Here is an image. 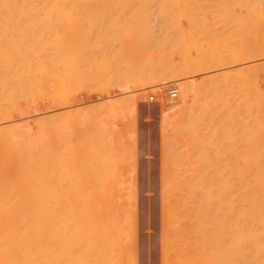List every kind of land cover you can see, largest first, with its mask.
<instances>
[{"label": "bare ground", "instance_id": "obj_1", "mask_svg": "<svg viewBox=\"0 0 264 264\" xmlns=\"http://www.w3.org/2000/svg\"><path fill=\"white\" fill-rule=\"evenodd\" d=\"M153 2L161 3V5L163 3V6L165 4L170 5V6H167L166 9H164L163 6H162L163 8L161 9V6H160L161 11L158 10L159 8L157 9L158 11H160V13L157 12V13H159L158 14L159 18L160 17H162L161 19L165 18L164 20L167 22L169 20H171V22L175 21V20H177V21L181 20L182 21L183 19H181V18L185 17L184 19H186V23L189 22V24L187 23L189 29H191V28L193 29V27L195 28L196 26H198L200 24L203 27V28H201L202 30L199 29L200 25L198 26V28L196 27L195 29H193L194 31L199 30L198 32L197 31L195 32L196 35L199 36V38H198L199 41H201V39H203V38L204 39H206V38L211 39V37L209 35L212 34L213 40L212 41L210 40V41L214 42V44H213L214 46H212L213 49L210 50L211 52L209 50H205L207 52H204V47L201 48L200 42L197 41V37L194 34V32L193 31H192L193 33L189 32V29H187L188 27L187 28L185 27L186 29L183 28V26H182L183 21H182V23L180 22L182 24V25L180 24L182 28H179L180 26L176 27L175 25L177 24V21H175L176 22V24H174L175 27L174 28L172 27L171 30H168V27H170V26H168V25L166 26V24H170V23H167V22L165 23V21L162 20L164 23H163V25H161L162 24V21H161L160 25L162 27V32H166V33H164V35L167 36V38H165V39L166 40L167 39L172 40V41H170L172 44L174 41V44L173 45L171 43L167 44L166 40L165 39H164L165 41L163 40L164 35L162 36L163 38H161V40H158L159 44H158V42H155L159 45V49L161 47H163L162 49L158 50L160 52L159 54L161 56L159 54H157V55H159L160 57L164 56L161 58V60L162 61L164 60V61L162 62L161 60L160 61L157 60L160 62V65H158L156 63L157 66L155 64L154 69H153L152 61H155V60H153L151 53L153 54L154 53L153 51L156 50L157 47L153 49L152 48V42L150 43L149 40L151 38L154 39V37L156 36V35H154V32H156V30L158 28L155 29V27H153L154 28V30H153L152 27H149V28H152V32L154 31L152 33L153 35L150 34V32H148L149 29H148L147 25L148 24H149V26L152 25L151 19L155 18V17H153L155 15V13H153L154 15L153 14L150 15L151 14L150 12H152L153 10L150 11L151 9L148 10L146 7L147 5L150 6V4ZM181 3H182V5H180ZM102 4H106V5L108 4V7H111V6H109V4L112 5V7L114 5L119 6L117 9L114 8V10H112L113 11L112 13L116 14L114 17L116 18L115 20L117 23L116 26L114 24H112V25H114V29L112 28L113 26L111 27L112 21L110 22V20H109L111 18L113 19V17H111V18L108 17L109 14L111 16L113 14H111V13L107 14L106 10H103L104 8H102V10H100L98 7H99V5L102 6ZM175 4H178L177 10L174 9L175 7L173 5H175ZM90 5H92V6L98 5V7H96L97 11H99L101 13H98L95 10H91L92 8H90L91 7ZM185 5H187V6L191 5L192 7L193 6H195V7L200 6V7L199 8L196 7V9H194L195 7L190 8V6H188V8H185L186 7ZM203 5L206 6V9H204V7H202ZM38 6H40V7L38 8ZM42 6H44V7L41 8ZM172 6H173V10H170V7L172 9ZM178 6H181V7L178 9ZM168 7H169V9H168ZM93 8L95 9V7H93ZM189 8H190V10H189ZM182 9H184V10L187 9V10L182 11ZM191 9H193V11L194 10H196V11H194V13H192ZM155 10H156V8H155ZM41 12H44V14H46V15L47 14L48 15L50 14V15L48 17H46V16H43L44 14ZM82 12H86L85 13L86 15L82 16V18L86 17L87 20H88V17L94 16L93 14H91L92 12L95 13V16L97 19L90 17L91 22H93V19H96V20L99 19V21H100V19L108 18V19H105L104 21L103 20L101 21V22H104L103 24H105V22H106L105 25L101 24L102 25V30H101L102 34H100V36L104 35L103 37H100L99 35L93 34L94 35V40H93V38L90 39L91 37L89 39H87L88 37H86L87 36L86 34H85L86 36L83 35L84 33H87L86 30L90 29V26H89V28L84 27L85 25H87L86 22H85V25H83L84 23H82V26H81V25H79L78 21L76 22L77 18L72 17L76 13L77 14L75 16L78 17V14L80 15V13H82ZM189 12H190V14H189ZM96 13H97V15H96ZM102 13L103 14L106 13L108 16H106V14H105L106 17H103ZM40 14H42L41 17H46L49 20L51 18V15L54 16L56 14L57 16L55 15L53 18V20L56 21V25L54 23H52V21H51L52 18H51L50 21L53 25L49 24V26L48 25L45 27L42 26V24H43L42 22H44V18H43V21L41 22L42 28L38 27V26H40V24L39 25L36 24L37 28H36V26L35 27L33 26L34 29L31 27L28 28V25L26 26V28L24 27L26 23L30 25V22H32L31 20L35 21L34 20L35 18L37 20L38 17H40ZM36 15H38V16L34 17ZM32 16L34 17L33 19H31ZM28 17H29L30 21L28 19L27 20L25 19ZM149 17H150V19L148 21ZM23 18H24V20L27 21L26 23L24 22V24L22 23V25H21V23H19L20 24V25L18 24L19 26L15 25L16 19H21L22 21H24ZM124 18L125 19L129 18V20L131 18V19H133L131 21H134L135 23L137 21L138 22L136 24H132L133 22H131V24L134 25V27H132L131 24H127L129 21L126 19V21H128V22H126ZM78 19H79V17H78ZM121 19H124V21H125L124 23L122 22L123 25L121 23ZM10 20H14V25L9 23ZM41 20H42V18H41ZM82 20L83 19H81V21ZM96 20H94L95 24H97ZM106 20H109L110 23L109 22L107 23ZM135 20H137V21H135ZM157 20H159V19H157ZM88 21H90V20H88ZM88 21H87V23H88ZM35 23H33V24H35ZM48 23H49V21H48ZM48 23L46 21V23H44V25H46ZM140 23L142 26H140ZM153 23H155V22H153ZM74 24H75V27L72 26ZM90 24H88V25H90ZM107 24H110L109 25L111 27L110 32L108 31V30H110V28L108 27ZM70 26H72L73 30L69 29V31L67 33L70 34V32H71V34L74 35V33L76 32L78 34L76 37H78L80 35L78 38H80L82 36L81 39H79L78 41H76V39L70 40V41H67L65 38L63 39V36L66 34L65 32L67 31L65 28L66 27L69 28ZM93 26H95V30H96V27L98 30L99 25H93ZM105 26H106V28H105ZM157 26H159V24ZM58 27L62 28L63 33L60 31L61 29H59ZM81 27H83V28H81ZM141 27H142V30H144L142 32L140 31ZM103 28L105 29L107 34H106V32L103 31ZM107 28H109V29H107ZM160 28L158 30L161 31ZM64 30H65V32H64ZM200 30L206 31V32L204 31L205 33L203 34L205 37L201 36V34L203 32H201L200 35L198 34L200 32ZM98 31L100 32V29ZM98 31H96L95 33H97ZM160 31H158V33H160ZM185 31L186 32L188 31L189 33H185ZM99 32H98V34H99ZM183 32L185 35L183 34ZM76 33H75V35H76ZM136 33L139 35L144 34L142 38L146 37L147 36L146 34L149 33L148 37L150 39L148 40V43L145 41L146 39H144V40L142 39V41H141L142 43L139 41L140 39L139 40L136 39L138 36V35L135 36ZM181 33L184 35V37H183V35L178 36V34H181ZM208 33H209V35L207 37L206 35ZM213 33H215V35H213ZM88 34H89L88 36L92 35L91 32L90 33L88 32ZM186 34H187V36H188V34H190V36L192 35V37L194 35L193 39L196 38L195 41H193L191 39L192 37H189V36L187 37ZM160 35L157 34V36H160ZM176 35L178 36V39L180 38V36L183 37L184 39L187 38V40L191 39L192 44H193V42H196L194 45L195 46L197 45L196 48H198V49L195 50L194 49L195 47L192 48L193 45L190 44L191 41L190 42L188 41L190 44V46H188V47H191V48H189L190 51H192V49H193V51L195 50L196 52H194V54H193L192 53L193 51L191 53L189 51L186 52V50H189V49H186L188 47L184 48L185 50L182 48V46H184V45L185 46L189 45V44H186V43H188L186 40L182 41V40H184L183 38H180V41L176 42V44L179 43V44H177L178 45L177 47H179V48L176 49L177 48L175 46L176 45L175 41L177 40ZM96 36L97 37L99 36L100 38H102L105 41H103L102 39L97 40L95 38ZM139 37L141 38V36H139ZM83 38L86 39L88 42L92 41V40L95 41V39H96V41H100L101 43L98 42L97 44H100V45L96 46V45H94V44H96V41L94 43L92 42L91 44H93L94 46L97 47L96 50H94L95 47L93 45H91L90 43L89 44L91 47H89V45L86 44L87 43L86 40H84V42H85V45H88L87 46L88 48L85 47L84 42H83ZM128 40L131 41L130 42L131 44L128 42ZM154 40H151V41H154ZM46 41H48V42H46ZM206 41H205V43H206ZM161 42H163V44L166 43L170 47L175 46L176 47V48L174 47V49H176V52L174 51L175 54L177 53V51L179 49L183 50L182 51L183 54L179 50V52H181L180 54H182L184 57V59L182 57V59L184 60L182 62L183 64L180 63V65L178 64V66H176L177 65L176 61H178V60H176V61L174 60L175 54L172 52V50H170L171 48L173 49V47L169 48L167 46L165 48L166 45L165 44L161 45L162 44ZM180 42H182V43H180ZM110 43H111V45L108 46V44H110ZM117 43H118V46H120L118 49L117 48H116V50L107 49V47L111 48L110 46L113 47L114 45H115L114 47H116ZM155 43H153V44H155ZM127 45H128V47H125ZM158 45H156V46H158ZM160 45H161V47H160ZM92 47H94V49ZM105 47L107 50L105 49ZM199 47L201 49H203L202 50L203 52L201 51V49ZM212 47L209 46V48H212ZM122 48L124 50H126V48H127V50H128V48H131V50H130L131 52L129 50L127 51V52H130L127 54L128 55L127 57H126V54L122 55V53H123ZM152 49H153V51H152ZM166 49H168L167 52L165 51ZM79 50H81V51H79ZM88 51H91V52L94 51L93 52L94 54L96 51V53H98L97 56L98 55L100 56V59L98 58L99 60L97 59L96 55H95L96 57H94L93 56L94 54L92 55V53L91 52L90 53H91L92 57L96 58L99 62H100V60L103 62L106 60H107V62L111 61L110 60L111 58L107 57V55L108 56L110 55V53L108 54V51H110L112 53V55L114 54V57H112V55H110L112 57V59H114V60H112V63H111L112 65H110V63H107V62H106L107 65L105 63H104L105 65H104L103 62L101 64L97 63V65H95L93 63L94 62V59H93L92 60L93 64L90 63V67L88 69L89 64L87 63V61L88 62L90 61V59H89L90 57L88 56V53H89ZM117 51L118 52L122 51V52H120L118 54ZM165 52L166 53L169 52L168 53L169 55L165 54ZM170 52H172V53H170ZM106 53H107V55H106ZM261 55L264 56V0H0V264H124V261H125L124 257L126 255L130 254V252H128V251L131 250L129 248H132V247H129V246H131V243H132V242H130L131 239L133 240V243L135 242L134 238H133L135 235V233H133L134 229L132 228L133 231H131V227H132L131 226L132 225L131 224V217H133V220H132L133 224L136 225L134 223L133 213L135 214V210H137V209L133 208L132 210H134V211L131 212L130 211L131 208H130V210H128V208H126L129 204L123 203L125 201V198H123V197L126 196V195L124 196V194L127 193V192H123L124 190H126L125 188H124V190L122 189L123 191H120V192H123L122 194H119V193H117V191H115V190H117L115 185L118 184L115 180V179H117V177L114 178V181L112 178V180H110L112 182H110L108 180V183L107 182L104 183L103 181H101L99 179L101 182H103L102 184L100 183V186L102 185L101 188L99 187V185H97L99 182L98 183L96 182L97 184L94 183V181L96 179L93 182L91 179H90L91 182H90V180L85 181L86 179L84 181L81 179L75 180V181L74 180L73 181H65V180L63 181L61 179V177H59L61 180L60 179L58 180L56 178L58 175H55L56 174L55 172H57V170L55 171L56 158H57L56 157V151L57 150H55V148H56L55 143L58 139L56 140V137H55V134H57V133H55V127H54L53 122L52 121L48 122L50 120V118L48 119V121L46 120L49 117V115H47L48 117L46 119L43 116H40L43 118L38 119L39 120L38 124H40V125L36 126L37 127L36 130L34 128L30 127V125H28L29 124V122H28L29 118L23 119V123H14L11 121L10 118H12L11 115L13 112H15V110L20 112V114L22 112L26 113L29 108L31 109L34 101H36V99L41 98L43 96H45L43 99L48 98L49 99L48 101H51L54 104L53 105V106H55L54 108H56L57 105H61V107L65 106L66 104L62 105V103L57 104V102H55L58 100L56 98V96H57L56 94L59 93V96H62V94H64V92H67V91H64L63 88L64 87L66 88L69 85V89H70L71 88L70 86L74 85V84L71 85V82L73 81V78L75 76H77L79 78L83 77L84 80L92 77V79L100 81L99 82L100 84L96 83L95 88H97V84L99 86L101 84H102L101 86H103V84H104L105 86H107V88H105V89H108V90H109L108 87H110L111 85H114V84L118 85L119 87L120 86L123 87L124 85L127 86L128 83L130 85V82H132L131 81L132 78L130 77V75L133 76V73L135 75V73H142L143 72V70H142V72H138L139 70L134 68L135 70H137V72H135V70L132 67L134 65H137V64H142V62H144V65H146V64L148 65V67L145 66V68H149V72L151 70V74L148 75V77H147V79H149V78L151 79V81H150V79L148 80L149 82L154 81V80H152V78H153L152 76H154V75H156L155 76L156 78L154 77L155 79H157L158 75H159L160 80L162 78L163 81L167 82L170 79V76H167V75H171L173 77V79L180 77V75H181V78H183L182 75H184V74L185 75L186 74L187 75L188 74H194L195 72L198 74L199 71L201 74V71L202 70L204 71L205 69H207L210 73L212 70L210 68H217V69L213 70L214 72L212 71V73H214L213 75H211V74L209 75V73L206 72L208 74V76L202 77V80L200 79L201 82H198L200 80L188 81V82H186L187 80L184 81V83L181 85V89L187 87V90L184 89L186 92H184L185 94L183 93V95H186L187 91H188V93H187L188 95L190 94V92H193L194 93L193 96L194 97L196 96L197 100H200V103H198V104L201 105V102H202V105H201L202 109L199 107V110H200V112L202 110L203 111L205 110V113L207 114V115H205V113H203V116L201 115L203 118H205V116H206V120H207V116L212 117V114H213V117L211 118L212 121L213 120L216 121L217 118H218V121L221 120V122H219L218 124L223 125L222 126L223 128L217 124L218 121L216 122L217 126L215 125V122L213 123V122H211V120L207 121L209 124L212 123L211 126H213V124L215 125V126H213L214 128L211 127V129H210V130H212V128H213L212 134L210 133V131L208 134L209 136L211 134L210 138L213 137L212 140L214 139L216 134H219L218 133L219 131L217 133L214 132L217 129V127L218 128L221 127L222 129H225V128H227V126H230V127H228V129L232 128V132H230V129L229 130L225 129L227 131H225V130L220 131L222 134H223V132L225 133V135L223 134L224 137L223 136L222 137L225 139L227 138V141L229 138L227 135H229L230 133L231 134L233 133V136L231 134L229 136L230 137L232 136L231 140L233 139L234 142L233 141L231 142V140L229 138V141L231 142L230 146H228V148L226 146V149H228V150L230 148L232 149V151H231V149H230V151H228V154L230 152L232 153V154H229L232 156V157L229 156L232 159L229 158V160H228L225 157L228 161L232 160L231 163L228 162L231 166L229 164L225 163V166H226L225 168L226 169L230 168L229 169L230 172L228 171V174L226 173L227 176L224 177V178L227 177L226 180H228L230 178L228 180V181H230L228 184V186H230V188H229V191H227L228 189L226 190V192H229V193L227 195V193L225 192L226 196H225V194H223V192L225 191V189L223 187L227 185L226 182H228V181H225V179H222V176H224L225 175L224 173L227 171L225 170V172H224V169H223L224 163L223 162H221V164L223 163L222 164L223 167H221V165L219 166V164H218V166L220 168H222V170H223V171H221L223 173L222 174L220 173L222 175L221 179L225 181V184L223 183V185H224L223 187H221V185H220L221 189L222 188L224 189V191L220 192L221 193L220 196L221 197L225 196V198L227 196L228 197H227V199H225V198L222 199L225 202V205L221 204V202H222L221 200L217 201V199H219V197L216 198V201L218 202V203L217 202L216 203L219 205V207L221 206L220 208L225 209L224 212L227 210L226 211L227 217H226V215H225V217L227 218L228 222L226 220L225 221L227 223H229V221H230L229 225H227L228 228L230 226V229H228L229 230L228 234H230L229 235V241H228V238L226 237V234H224V236H223V237L227 238L226 241L229 242V244L225 242L226 248L222 246L223 247L222 249H227V251L226 250L222 251L221 246H219L221 249L220 251H222V252L226 251V253L228 255L224 254V256H226V257L228 256V259L225 257L224 260L221 259V262H219V261L218 262L224 263V261H225V264H264V59L263 58L261 59ZM167 56H172L171 57L172 59L170 57L166 58ZM255 56H259L261 60L253 59V57H255ZM75 57H76V59H74ZM105 57L107 59H105ZM159 58H157V59H159ZM75 60L77 61L76 66L74 65L76 62H74V64H73V61H75ZM113 62L114 63L116 62L119 65L117 66L116 63L113 64ZM86 63H87V66H85ZM72 64L74 66H72ZM120 64H121V66H120ZM174 64H176V65H174ZM92 65H95L97 67L95 68ZM122 65H124V67ZM226 65H227V67L230 65L231 67H229V68L230 69L232 68V70L229 71V69H228V72L227 71L221 72L220 68H224V67H226ZM130 66H132V67H130ZM149 66H151L152 68ZM83 67H84V69H83ZM141 69L142 68H140V70ZM219 69H220L221 73H217V72H219ZM130 70H132L134 72H132ZM153 70H154V72H152ZM162 73L166 75L165 77H167V78L169 77V78L167 79L165 77L160 76V74H162ZM89 75H91V76H89ZM77 77H75L76 80H77ZM137 77H140V76H137ZM140 78H143V77H140ZM136 79L138 80V78H136ZM177 80H179V79H177ZM83 81H82V83H83ZM139 81L138 82L136 81L137 82L136 84L141 83V81L140 82ZM77 82H73V83L76 84ZM85 82L87 83V81H85ZM133 83H134V81H133ZM64 84H65V86H64ZM141 84H143V83H141ZM85 85H87V87H88L90 84H85ZM170 85H171V83H170ZM184 85H185V87H184ZM58 86H61V87L64 86L61 88L62 94H60L61 92L57 91V90H60V87H58ZM99 86H98V89L103 88V87H99ZM73 87H72V89H73ZM78 87H80V86H78ZM85 87L86 86L83 87V90ZM92 87L89 90H91L92 92H96V89L94 91V86H92ZM115 87H117V86H115ZM119 87H117V89L122 90L124 88V87L123 88H119ZM133 87H134V85H133ZM57 88H59V89H57ZM88 88H85L86 92H87ZM111 88H112V86H111ZM66 90H68V88H66ZM108 90H106V91H108ZM71 91H73V90H71ZM91 91H89V92H91ZM101 91H102V89H101ZM106 91L103 90L102 93L103 92L106 93ZM56 92H58V93H56ZM69 93L70 92H68V95H71ZM108 93H110V92H108ZM136 93H138V92H136ZM180 93H182V92H180ZM140 95H141V93H140ZM183 95H182V97L185 98L186 96H183ZM69 97L71 99L73 98L71 96H69ZM133 97H135V94L133 95ZM20 98H21V100L24 99L23 104L19 103L18 100ZM186 98L184 99V101L187 100ZM188 98H189V96H188ZM60 99H61V97H60ZM131 99H133V98H131ZM135 100H136V98H135ZM135 100L133 99V101H135ZM40 101H42V100H40ZM104 101H106V100H104ZM114 101H116V100H114ZM121 101H123V100H121ZM128 101H129V99H128ZM51 102H50V104H51ZM60 102H63V100H61ZM64 102H67V104H68L67 99H66V101L64 100ZM217 102L223 103L225 108L221 107L222 109H220V106H223V104L220 105V103H219L218 105H216ZM106 103H107V101H106ZM134 103L136 104V102H134ZM37 104H38V102H37ZM95 104H98V103H95ZM95 104H91V105L95 107ZM101 104H103V102H101ZM209 104L211 106V110L209 109L210 108ZM106 106L108 108V104ZM213 106H214V108H212ZM217 106L219 107L220 111L223 112V114H224V110L225 109L227 110V111L225 110L226 111L225 114L227 113L226 116L222 115L220 112H218L219 109L216 110ZM129 107L131 108L132 106H129ZM39 108H40V106H39ZM54 108L52 110H55ZM59 108H60V106H59ZM121 108H123V107H121ZM35 109H34V111H35ZM97 109H98V107L96 108V110ZM99 109H100V107H99ZM212 109H215L216 111L213 110V113H212ZM70 110L71 109H69V111ZM101 110H103V109H101ZM199 110L193 111L194 113L198 112V113H195V114H197V116H196L197 118H199V116L201 114V113H199ZM207 110H209L210 112H208ZM29 111H31V110H29ZM66 111H64V112H66ZM72 111H73V109H72ZM72 111H70V112H72ZM111 111H112V109H111ZM121 111H123V110H121ZM135 111H136V109H135ZM214 111H215L216 115H217L216 112H218V113H220L219 115H221V117L223 116L226 118H220L219 116L215 117L216 115H214ZM51 112H53V111H51ZM61 112L62 111H60L58 113L60 114ZM64 112H62V113H64ZM62 113H61V115H62ZM100 113H101V111H100ZM54 114L56 115L57 113H54ZM54 114H52V115L55 116ZM68 114L69 113L67 112V115L66 114L65 115L68 116ZM108 114H109V112H108ZM208 114H211V115H208ZM228 114H229V117H228L229 120L227 119ZM24 115L21 114L22 117ZM65 115L63 117H65ZM69 115H72V114L70 113ZM91 115H92V113H91ZM132 115L135 116L134 114H132ZM192 115L194 118L195 115L194 114H192ZM28 116H30V115H27V117ZM58 116L59 115H57V120H56L57 124L60 122V121H58V119L62 118L61 116H60L61 118L60 117L58 118ZM50 117H51V115H50ZM196 117L194 120L195 123H193L194 121H192V118L190 119V121H192V122L188 121V123H191V124L193 123L195 125L196 122L199 121V119L197 120ZM34 118H36V117H34ZM213 118H215V119H213ZM13 119H14V117H13ZM63 119H66V117ZM75 119H71L75 122L69 120L70 123H73V125H74L77 123L76 121L80 122L79 120H75ZM107 119H109V118H107ZM115 119H118V118H115ZM225 119H227L228 121ZM87 120H89V119H87ZM103 120L105 121V119H103ZM222 120H225V124H227V122H228V124L231 122L232 123L229 125L227 124V126H226V125H224V121H222ZM201 121L202 120L200 119V122ZM20 122H22V121H20ZM39 122H41V123H39ZM174 123H176V122H174ZM112 124H114V123H112ZM192 125H189L190 130L192 129V131L194 132L196 129L193 130ZM200 125H201V123H200ZM94 126L96 127V125H94ZM94 126H92V127H94ZM176 126H177V124H176ZM224 126H226V127H224ZM231 126H233V127H231ZM56 127H57V125H56ZM193 127L198 128V126H193ZM204 127H206V129H208L207 125ZM74 128H75V130L77 129V127H74ZM221 128H219L217 130H221ZM88 130H84V131H88ZM113 130H115V129H113ZM199 130H202L201 127ZM84 131L83 132L81 131V133H79V134L83 135ZM132 131H133V129H132ZM132 131H130V132H132ZM201 132H203V131H201ZM201 132L199 134L200 136H201ZM206 132H208V130ZM226 132H228L229 134H227ZM74 133H75V131H74ZM77 135H78V133H77ZM84 135H86V134H84ZM90 135H92V134L89 133L88 136H90ZM96 135L94 134L93 136L96 137ZM180 135H181V132H180ZM225 136H227V137H225ZM61 137H62V139H64L63 136H61ZM72 137L74 138V136H72ZM203 137H204V134H203ZM218 137H219V135H218ZM222 137H220V138L223 140ZM81 138H82V136H81ZM207 138L205 137V139H207ZM85 139H87V138H85ZM194 140L195 139H193V141ZM76 141L79 142L78 139ZM207 141H203V142H207ZM214 141H216L215 142L216 144H217V142H219L222 145V142H220V140H218V138H215ZM208 142H207V144H208ZM228 142L224 141V144H226ZM81 143L83 144L84 142H81ZM170 143H173V142H170ZM232 143H234V145ZM86 144H87V142H86ZM90 144H88L87 146H89ZM98 144L99 143H97L96 145H98ZM118 144H119V142H118ZM207 144H206V146H205V144H203L202 145L203 147L200 146L201 149L197 148L198 153L201 155L202 158H200L199 154L195 151L197 153L196 154L197 158L199 157V159H200V160L198 159V161H197L199 163L195 164L199 169L201 167V166L199 167V164L200 165L202 164V167H204L205 165H207V164H205L208 161L207 159H209V160L211 159V158H207V157L203 158V156H202V151L205 152L204 150H206V148L210 147L209 146L210 143H209V145H207ZM91 145H90V148H91ZM103 145H104V143H103ZM169 145H166V146H169ZM219 145L220 144H217L216 146H218V148L219 147L221 148L222 146H219ZM67 146H69V144ZM74 146H75V144H74ZM76 146H78V145L76 144ZM107 146H108V144H107ZM114 146H115V143H114ZM114 146H113V148H114ZM186 146H188V145H186ZM81 147H83V145ZM169 147H171V146H169ZM211 147L213 148V144ZM72 148H74V147H72ZM202 148H205V149H202ZM76 149L78 150V152L76 150H74V152L76 151L77 152L76 154L79 153L78 156L82 155V153L80 154V152H82L81 151L82 149L80 150V152H79L78 148H76ZM86 149H88V148L86 147ZM106 149L107 148H105V150ZM135 149H137V148H135ZM214 149H217V148H214ZM68 150H70V148ZM68 150L65 149V151H68ZM199 150L200 151L202 150V151L199 152ZM83 151L85 152L86 150H83ZM118 151H116V152H118ZM225 151H224V154L226 153ZM71 152H72L71 154H73V151H71ZM112 152H113V150H112ZM222 152H223V150H222ZM207 153H208V151L206 153H203V154L206 155ZM211 153H212V151H211ZM211 153H209V154H211ZM99 154L100 153H98V155ZM192 154H194V152ZM209 154H207V155H209ZM117 155H118V153H117ZM120 156L122 157V155H120ZM124 156H125V154H124ZM215 156H217V155H215ZM59 157H60V155L58 154V159H59ZM81 157L85 158L86 156H80L79 158H81ZM116 157L117 156H115V158ZM121 157H120V159L123 160L124 157L123 158H121ZM209 157H210V155H209ZM219 157H221V156H219ZM90 159H91V157H90ZM202 159L207 160L204 163L205 165L203 164L204 161ZM59 160H61V159H59ZM122 160H121V162L118 160L120 162V164L123 162ZM141 160H142V158H141ZM193 160H196V156L194 157ZM220 160H221V158H220ZM88 161H89V157H88ZM84 162H86V161H84ZM124 162H126V161H124ZM200 162H202V163H200ZM210 162H211V160H210ZM212 162H214V161H212ZM216 162L219 163V161H216ZM224 162H227V161L224 160ZM81 163H83V162H81ZM103 163H105V162H103ZM165 163H167V162H165ZM70 164H72V162ZM108 164H111V163H108ZM181 164H183V163H181ZM188 164H189V162H188ZM211 164H213V163H211ZM67 165H66V167H67ZM118 165H119V163H118ZM118 165H116L115 167H117V171L119 172L120 170H118L119 169ZM123 165H124V163H123ZM191 165L190 166L193 168V164H191ZM195 165H194V167H195ZM208 165H209V167H211L210 164H208ZM208 165H207V167H208ZM227 165H229V167H227ZM63 166H65V165H63ZM75 166H76V164H75ZM119 166H121V165H119ZM216 166H217V164H216ZM68 167H69V165H68ZM86 167H88V166H86ZM113 167H114V165H113ZM134 167H136V166L134 165ZM163 167H165V166H163ZM197 167H195V168H197ZM207 167H204L205 168V169H203V170H205L204 172L202 171V168L200 169L199 172H197L199 169L193 168L194 173L196 172L197 175L199 173L198 176L201 177V173H203V175H206V176L202 175V178L199 177L200 181H198V176H197V180H196V178L193 179L194 180L193 185L195 186V188L197 190L194 189V187H193V189L198 191L199 192L198 194H200L201 196L195 194L194 192H196V191H192L193 189L190 185L191 182H186L185 185H183V187H186V190L188 189V187H190L189 188L190 191H189V189L186 191V190H184L185 188L181 187L182 193L180 191L177 192L178 195L179 194L182 195L184 192V194L182 195V198L186 197L185 199H187V200H185V202L182 201V199H181V201L184 202V206L185 205L188 206L189 202H191V204H192V202L194 203V201H192V200L198 198L197 199L198 203L196 205L197 207L194 206V204H196V203H194L192 205V207L193 206L195 207L194 211L196 210L195 212L197 213V214H194V217L197 216L196 217L197 219L196 220L194 219V222H196V221L198 222V224L197 223L196 224L199 226L195 227V229H197L195 231H198V232H196V234H192V233L190 234L187 231V233H188V236H192V237L194 235L198 236V233L201 235L200 237L203 238L201 240V242L199 241L201 239L199 237L197 238L198 240H196V239L195 240H196V247L200 248V250L197 251V253L199 252V254H197V255L199 256L201 254V252H203V253L200 257L201 260H199V257H197V255H195L196 257L194 256V258L192 259L190 257L191 256L190 253H188L189 257H190L188 260L190 262H192V260H194V263L192 262L193 264H198L200 262H201L200 264H203V260H204L203 258L206 256V251L204 249L206 248L205 246L208 245V244L206 245L208 236L205 239L206 234H203V233H207V232H205V230L208 228V226H210V225L207 226L206 223L209 224V221H211V220H209L208 218L211 219V217H212V216L210 217V215H212V213L208 214L211 211V210L208 211V208L211 207L210 202H211V199L213 196V194H212L213 191H211V188L208 186L210 184L209 182L204 183V181H207L206 180L207 178H205V180H204L203 177H209V175L207 176L206 172L208 171V169L211 170L209 167H208V169H206ZM168 168H166L165 170H167ZM74 169L76 170L77 168H74ZM74 169H72V170H74ZM105 169H106V167H105ZM115 169H113V170H115ZM187 169H189V167ZM216 169H217V167H216ZM216 169H215V171H217ZM180 170L181 169H179V171ZM171 171L172 170H170V172ZM212 171L214 172V169H212ZM59 172H60V170H59ZM61 172L59 173L60 175H61ZM69 172L71 173V170ZM90 172L93 173L91 170H90ZM98 172H99V170H98ZM108 172L106 171L107 174H108ZM133 172H135V171H133ZM174 172H175V170H174ZM63 173H65V172H63ZM72 173H73V171H72ZM211 173L212 172H210V175H212ZM57 174H58V172H57ZM112 174H114V173H112ZM120 174H121V171H120ZM166 174L168 175V171H167V173H165V175ZM172 174H174V173H172ZM172 174H170V175H172ZM115 175H117V173ZM192 175H194V174H192ZM213 175L215 176V174H213ZM84 176H86V175L84 174ZM109 176H110V174H109ZM95 177H97V175ZM170 178H173V177H170ZM72 179H73V177H72ZM119 179H121V178H119ZM164 179H162V180L165 181ZM167 179H168V177H167ZM211 179H209V181ZM214 179H215V177H214ZM183 180H185V178H183ZM183 180H181V181H183ZM215 180H217V179H215ZM140 181H141V179H140ZM170 181L167 184H169ZM118 182H120V180ZM123 182H125V180ZM127 182L132 183L129 181H127ZM174 182H175V180H174ZM218 182H219V180H218ZM182 183L180 181H178V184H182ZM212 183L213 182H211V184ZM187 184H188V186H187ZM205 184H207V186ZM132 185L133 184L130 185L131 186L130 189H132ZM175 185L176 184H174V186H173L174 188H175ZM142 186H144V185H142ZM152 186H154V184ZM125 187H127V186H125ZM217 187H216V189H217ZM226 188H228V187H226ZM156 189H158V188H156ZM167 189L165 187L166 193L169 192L171 194L170 190L167 191ZM179 189H180V187H179ZM179 189L177 188V190H179ZM100 190H101V192H100ZM111 190H114L113 191L114 196L112 195L113 193L111 192ZM152 190H153V188H152ZM145 191H146V189H145ZM147 191H149V190H147ZM159 191H160V189H159ZM185 191L186 192L189 191V193L192 192L191 198L184 196V195L190 196L189 193H185ZM214 191H215V189H214ZM130 192L133 193L132 191H130ZM157 192H158V190H157ZM115 193H116V195L119 194V195H117V196H119V198L121 195L123 196L122 198L124 201H122L121 203L124 205H122L120 203V200L117 196H115ZM215 193L217 194V191ZM132 195H134V194H132ZM175 195H177V194H175ZM193 195L196 197L192 198ZM128 196L130 198H128ZM145 196H147V195H145ZM145 196L143 195V197H145ZM131 197L132 196L127 195V198L129 200L131 199ZM166 197L169 198V195ZM156 198L154 199V201L157 200ZM160 198H158V199H160ZM168 198H167V200H168ZM178 198H180V196ZM188 198L192 199V200L189 201ZM128 199L125 202H128ZM173 199H175L177 201V205L175 204L176 202L174 201V206L176 205V208H177V206H180L179 204H181L180 203L181 201L177 200L176 198H173ZM173 199H171V200H173ZM164 200H163V204H165ZM169 202L166 203V205L167 204L169 205ZM186 202H187V204H185ZM224 202H222V203H224ZM226 202H227V205H226ZM145 203H146V201H145ZM134 204H135V202H134ZM153 204L155 206L158 205L155 203H153ZM131 205L132 204H130V206ZM218 205H217V207H218ZM174 206H169V210H170V207H171V209H174V210H172L174 212H172L170 210L169 213H171V214L168 213L169 214L168 216L171 218L170 219L168 217L170 219L169 222H171V220H172L171 215L173 213H175L172 215L173 217L176 214H178V216H179V214L181 213L180 210L183 211V208H184V211L187 210L182 205L183 207L180 210H179V208H177V211L179 210L177 213L175 211ZM132 207H135V205ZM146 208L147 207H145V210L143 209V211L146 212ZM226 208H228V209H226ZM209 209H211V208H209ZM220 210H222V209H220ZM129 211L131 212L132 216L129 215ZM188 211H190V210H188ZM142 213H141V215H142ZM165 214H166V212H165ZM187 214L189 216V213H186L183 215H187ZM152 216L154 217V215H152ZM152 216H151V218H152ZM160 216L158 215V217H160ZM223 216L224 215L222 214V216H220V218H223ZM145 217H146V213H145ZM163 217L165 218V216H163ZM216 217H218V216H216ZM184 218H185V216H184ZM191 218L193 220V216ZM175 219L177 220V216ZM179 219H180V217H179ZM158 220H159V218H158ZM186 220H189V222H190V219H186ZM216 220H217V218H216ZM144 221L146 222V219H144ZM152 222H154V221H152ZM179 222H180V220H179ZM182 222H185V221H183V219H182L181 223ZM155 223H157V221ZM192 223H193V221H192ZM165 224H163V225H165ZM221 224H223V223H221ZM180 225H182V224H180ZM218 225H220V224H218ZM156 226H158V225H156ZM179 228H180L179 230H178V227L176 229L178 231V234H179V231H182L181 227H179ZM215 228L218 229L217 227H215ZM163 229H165V228H163ZM169 229L171 230L173 228L169 227L168 230ZM209 229H211V228H209ZM209 229H208L209 233L211 232V230L213 232V229H211L210 231H209ZM185 231L186 230L184 229V233H185ZM191 231H193V230H191ZM153 232H155V231H153ZM221 233H225L224 230ZM170 234L169 235L166 234V235H168L167 236L168 238H169ZM182 234H183V232H182ZM212 234H215V233L213 232ZM132 235H133V237H132ZM156 235L157 234H155V239H156L155 241L157 242ZM185 235L182 237H179V238L185 240L188 237L187 236L186 238H183V237H185ZM216 235H217V232H216ZM219 235H220V233H219ZM147 236H148V234H147ZM209 236H211V235L209 234ZM144 238H146V237H144ZM189 238L190 239L187 238L188 240L187 239L185 240L187 242L186 243L187 246H188V243L190 246V244L195 242L194 240H193V242L191 241L193 238L192 239H191V237H189ZM218 238L220 239V237H218ZM138 239H139V237H138ZM204 239L206 242H203ZM215 239H217V238H215ZM169 240H171V239H169ZM152 241H154V240H152ZM171 241H173V240H171ZM198 241L202 244L201 247H199L200 243H198ZM215 241L217 242L218 240H215ZM127 242H130V244L128 243L129 246H128ZM154 242H152V244ZM164 242H166V241H164ZM167 242H168V240H167ZM182 242H183V240H182ZM173 243H175V242H173ZM223 243H224V239H223ZM123 244H126L127 247L125 245L123 246ZM157 244H159V243H157ZM213 244H214V242L212 243V245ZM181 245H183V244H181ZM185 245H184V247L187 249V246H185ZM219 245H221V244L219 243ZM222 245H224V244H222ZM151 246H154V245H151ZM178 246H179V244H178ZM194 246H195V244H194ZM215 246H216V243H215ZM164 247H165V245H164ZM213 247H214V245H213ZM213 247H211V248H213ZM159 248H160V246H159ZM171 248H170V250H169V248H167L168 252L171 251ZM190 248H193V246H190L188 249H190ZM207 248L209 249L208 246H207ZM193 249L192 250L190 249L191 253L196 254V251L193 252ZM217 249H218L217 247H216V249L213 248L214 252ZM177 250H178V248H177ZM124 251L126 253L127 252L128 253L126 254ZM135 251L136 250H131V253H133L132 255H134ZM178 251L180 252V250H178ZM183 251L185 253L187 252V251H185V249ZM183 251H181L180 253L178 252V253L181 254ZM175 252H172V253H175ZM123 254L124 255L126 254V255L123 256ZM143 254H146V253L143 252ZM207 254H209V253H207ZM132 255H128V256L132 257ZM165 255H166V253H165ZM210 255L212 256L211 253L209 254V256ZM217 255H219V254H217ZM222 255H221V257H222ZM140 256H142V255H140ZM180 257L182 258V260H184L183 262L185 263L186 260L183 258L184 256L181 255ZM192 257H193V255H192ZM133 258H135V257H133ZM211 258H213V257H211ZM214 258H215V256H214ZM190 259H192V260H190ZM198 260L200 262H197ZM128 261H130V259L128 258V260H127V258H126V261H125L126 264H129V263H127ZM135 261H134V263H135ZM207 261H208V258H207ZM207 261L205 260L204 264H206ZM175 262H176V260H175ZM195 262H197V263H195ZM130 264H133V263L131 262Z\"/></svg>", "mask_w": 264, "mask_h": 264}, {"label": "rangeland", "instance_id": "obj_2", "mask_svg": "<svg viewBox=\"0 0 264 264\" xmlns=\"http://www.w3.org/2000/svg\"><path fill=\"white\" fill-rule=\"evenodd\" d=\"M106 4H102V6L101 5H99V7H98V5H90L91 7L90 8H92L91 10H95L96 12H98V13H101V12H99V11H97V8L96 7H98L100 10H102V8H104L103 10H106V12H107V14L108 13H111V14H113L112 16L109 14V16L106 14V13H102V15H103V17H106V16H108V17H113V19L111 18V19H109L110 20V22H111V27L114 29V25L116 26L117 25V23H116V18L114 17L116 14H114V13H112L113 11L112 10H114V8L115 9H117L119 6H113L112 7V5H110L109 4V6H111V7H108V4L105 6ZM166 5V6H165ZM164 6H163V3H162V5H161V3H155V2H153V3H151L150 4V6L149 5H147L146 7H147V9L148 10H150V11H152V12H150L151 14L150 15H152L153 13H155V15L153 16V17H155V18H153V19H151V24L152 25H150L149 26V22L147 23L148 25H147V27H148V29H149V31L148 32H150V34H152L153 32H152V28L153 27H155V29L156 28H160L161 27V25H163V21H165L164 19H161L162 17H160L159 18V13H160V11H161V9L164 7V9H166V7L167 6H170V5H167V4H165ZM177 5L178 4H175V5H173L175 8V10H177ZM180 5H182V3L180 4ZM160 6H161V9H160ZM163 6V7H162ZM173 6H172V9H171V7H170V10H173ZM186 7L185 8H188V6H190V8H193V7H195V6H191V5H185ZM40 6H38V8H39ZM44 6H42L41 8H43ZM93 7H95V9L93 8ZM181 6H178V9L180 8ZM197 7V6H196ZM196 7L194 8V9H196ZM200 7V6H199ZM199 7H197V8H199ZM202 7H204V9H206V6H202ZM88 8V7H87ZM106 8V9H105ZM113 8V9H112ZM155 8H156V10H155ZM159 8V9H158ZM183 8V7H182ZM190 8H189V10H190ZM160 10V11H158V10ZM168 9H169V7H168ZM202 9V8H201ZM200 9V10H201ZM187 9H182V11H186ZM198 10V9H197ZM191 11H192V13H194V11H196V10H194L193 11V9H191ZM157 12H159V13H157ZM41 13H43L44 14V12H41ZM83 13V14H82ZM82 13H80V15L78 14V17H79V19H78V17L77 16H75V15H73L72 17L74 18H77L76 19V22L78 21V23H79V25H81L82 26V23H84L83 25H85V22H86V24L88 25V24H90V25H85L84 27H88L89 28V26H90V29H88V30H86V32L87 33H84L83 35L84 36H86V37H88L87 39H89L90 37V39H92L93 38V40H94V35L93 34H96V35H99L100 36V34H102V25H105L106 24V22H105V24H103L104 22H101L102 20L104 21L105 19H108V18H103V19H100V21H99V19L98 20H96L97 18H96V16H95V13L94 12H92L91 14H93L94 16L93 17H91V18H96V19H93V22H91V19H90V17H88V20H90V21H88L87 19H86V17H83L82 18V16H84V15H86L85 13L86 12H82ZM73 14V13H72ZM71 14V15H72ZM90 14V13H89ZM105 14H106V16H105ZM157 14V15H156ZM189 14H190V12H189ZM39 15V14H38ZM38 15H36V16H34V17H37ZM50 15V14H49ZM48 14L46 15V14H44L43 16H46V17H48L49 16ZM56 15V14H55ZM54 15V16H55ZM96 15H97V13H96ZM42 16V14H40V17ZM54 16L53 15H51V18H52V20H51V18H50V20L52 21V23H54L55 25H56V21H54L53 20V18H54ZM57 16V15H56ZM81 16V17H80ZM33 16H32V18L31 19H33L34 18ZM40 17H38V19L36 20V18L34 19L35 21H33V20H31L33 23H35V24H33L32 22H30V25L29 24H27L26 22V20L28 19L29 21H30V19H29V17L28 18H25L26 20H24V18H23V20L24 21H22L21 19H16V24L15 25H18L19 23H21V25H22V23L24 24V22L26 23L25 24V28H26V26L28 25V28H33L34 29V27L36 26V24L37 25H39L40 24V26H38V27H40V28H42V26H49V24L50 25H53L52 23H51V21L49 20V19H47L46 17H41L42 18V20H41V18ZM158 17V18H157ZM43 18H44V22H42L43 21ZM83 19L82 21H81V19ZM102 18V17H101ZM152 18V17H151ZM185 18V17H184ZM184 18H181V19H183L182 21H183V23H182V21L181 20H175V21H177V24H176V22L175 21H172L171 22V20H169L168 22L167 21H165V23L167 22V23H170V24H166V26L168 25V26H170V27H168V30H171L172 29V27L174 28L175 26L176 27H178V26H180L179 28H182L181 27V25L183 26V28H187L188 27V24H189V22H187L186 23V19H184ZM47 19V20H46ZM85 19V20H84ZM125 19V18H124ZM124 19H121V23L123 22H125L126 21V19H125V21H124ZM149 19H150V17L148 18V21H149ZM157 19H161L160 21L159 20H157ZM15 20V19H14ZM14 20H10V22L9 23H11L12 25H14ZM22 22H21V21ZM88 21V23H87V21ZM94 20H96V23L97 24H95L94 23ZM109 20H106L107 21V23L109 22ZM128 21H126V22H128L127 24H131V22H133L132 24H136L138 21L137 20H135V21H137L136 23L134 22V21H131V20H133V19H131L130 18V20H129V18L127 19ZM156 20V21H155ZM163 20V21H162ZM12 21V22H11ZM46 21H47V23H48V21H49V23L48 24H46V25H44V23H46ZM161 21H162V24H161ZM41 22L43 23L42 24V26H41ZM75 22V23H76ZM90 22V23H89ZM109 22V23H110ZM116 24H115V23ZM120 22V21H119ZM145 22V21H144ZM143 22V23H144ZM147 22V21H146ZM153 22H155V23H153ZM157 22V23H156ZM175 22V23H174ZM182 24H181V23ZM8 23V22H7ZM77 23V24H78ZM120 23V24H121ZM123 23H122V25H123ZM179 23V24H178ZM102 24V25H101ZM112 24H114V25H112ZM119 24V23H118ZM126 24V23H125ZM131 24V26L132 27H134V25H132ZM159 24V26H157ZM161 24V25H160ZM174 24H176L175 26H174ZM181 24V25H180ZM20 25V24H19ZM18 25V26H19ZM93 25H99L98 26V30L100 29V32L97 30V27H96V30H95V26H93ZM108 25V27L110 28V30H108L109 32L111 31V27L109 26L110 24H107ZM139 25V24H138ZM200 25V24H199ZM198 25V26H199ZM34 26V27H33ZM73 27H75V24L74 25H72ZM72 26H70L69 28L68 27H66L65 29L67 30L66 32H65V30H64V32L67 34H63L62 36H63V39L65 38L67 41H70V40H74V39H76V41H78L79 39H81V37L80 38H78V37H76L78 34L76 33V35H75V33H74V35H72L71 34V32H70V34L69 33H67L68 31H69V29H71V30H73V28H72ZM78 26V25H77ZM101 26V27H100ZM140 26H142L141 25V23H140ZM146 26V25H145ZM165 26V25H164ZM198 26H196L197 28H198ZM23 27V26H22ZM93 27V28H92ZM100 27V28H99ZM136 27V26H135ZM149 27H152V28H149ZM195 27V28H196ZM36 28H37V26H36ZM59 28V27H58ZM81 28H83V27H81ZM92 28V29H91ZM105 28H106V26H105ZM109 28H107V29H109ZM144 28V27H143ZM166 28V27H165ZM185 28V29H186ZM191 28V27H190ZM194 27H193V29H195ZM201 28H203L201 25H200V27H199V29H201ZM32 29V30H33ZM59 29H61L60 31L62 32V28L60 27ZM64 29V28H63ZM86 29V28H85ZM95 31H94V30ZM134 29V28H133ZM136 29V28H135ZM145 29V28H144ZM156 30V32H154V35H156L157 36V34L158 35H160L161 33V35L160 36H153L154 37V39L153 38H149L148 36V34L149 33H147L145 36L146 37H144V38H142L143 37V35L144 34H135V36H137V38L136 39H140L139 41L141 42L142 41V39L144 40V39H146L145 41L148 43V40H149V42L151 43L152 42V48L154 49V48H156V50H154L153 51V49H152V51L154 52L153 54L151 53V55H152V58H153V60H155V61H152V66H153V69H154V66H155V64L157 63L158 65H160V60H161V58L162 57H164V56H162V57H160L161 55L159 54L160 52L158 51V50H160V49H162L163 47H161V45H166L165 46V48L168 46L167 44H169V43H171L170 41H172V40H170V39H165V38H167V36H165L164 35V33H166V32H162V27L160 28L161 29V31L160 30ZM187 29H189V27L187 28ZM192 29V28H191ZM191 29H189V32H191V33H193L194 32V34L196 35V31L198 32L199 30H196V31H194L193 29L191 30ZM84 30V29H83ZM153 30H154V28H153ZM191 30V31H190ZM202 30V29H201ZM200 30V32L198 33L199 35H200V33L201 32H203L202 34H201V36H204L203 34L206 32L205 30V32L204 31H201ZM96 31H98L99 32V34H98V32L97 33H95ZM103 31L104 32H106L105 31V29L103 28ZM141 32L142 31H144V30H142V27H141V30H140ZM146 31V30H145ZM158 31H160V33H158ZM164 31V30H163ZM193 31V32H192ZM85 32V31H84ZM88 32L90 33L91 32V34L92 35H90V36H88L89 34H88ZM94 32V33H93ZM140 32V33H141ZM188 31L186 32L185 31V33H189ZM63 33V32H62ZM61 33V34H62ZM73 33V32H72ZM190 33V34H191ZM86 34V35H85ZM105 34V33H104ZM106 34H107V32H106ZM183 34H184V32H183ZM182 33L181 34H178V36L179 35H183ZM190 34H188V36L189 37H192V35L190 36ZM153 35V34H152ZM164 35V38L162 37ZM185 35V34H184ZM184 35H183V37H184ZM206 35V34H205ZM208 35H209V33L206 35L207 37H208ZM213 35H215V33H213ZM61 36V37H62ZM72 38H71V37ZM93 36V37H92ZM98 36V37H99ZM104 36V35H103ZM103 36H100V37H103ZM139 36H141V38L139 37ZM151 36V35H150ZM177 36V35H176ZM178 36L176 37L177 38V40L175 41V44H176V42L178 41H180V38H183V37H181L180 36V38L178 39ZM186 36H187V34H186ZM187 36V37H188ZM210 37H211V39L210 38H206V39H201V41H199L198 40V38H199V36H197L196 35V37H197V41L198 42H200V46H201V48L202 47H204V52H207V51H205V50H212L213 49V47L212 46H214L213 44H214V42H211L213 39H212V34L211 35H209ZM68 37V38H67ZM75 37V38H74ZM97 36L95 37L97 40L98 39H102V38H98ZM193 37H194V35H193ZM193 37L191 38L193 41H195V39L196 38H194L193 39ZM205 37V36H204ZM71 38V39H70ZM85 38V37H84ZM83 38V42H84V40H86V39H84ZM160 38V39H159ZM161 38H163V40L165 39L166 40V43H164L163 44V42L165 41H163V42H161L160 44V49H159V42H158V40H161ZM62 39V38H61ZM96 39H95V41H96ZM135 39V40H136ZM173 39V38H172ZM184 39V38H183ZM190 39V38H189ZM191 39L190 40H187V38L186 39H184V40H182V41H191ZM87 41L86 40V44H88L89 45V47H91L90 46V44L93 42H95V41ZM103 40V39H102ZM101 40V41H102ZM151 40H154V41H151ZM174 40V39H173ZM207 40V41H206ZM211 40V41H210ZM103 41H105V40H103ZM205 41H206V43H205ZM209 41V42H208ZM33 42V41H32ZM46 42H48V41H46ZM81 42V41H80ZM79 42V43H80ZM82 42V43H83ZM98 42H100V41H96V44H94V45H100V44H97ZM128 42L130 43L131 41L130 40H128ZM127 42V43H128ZM139 42V43H140ZM155 42H158V44L157 43H155ZM189 42L188 43H186V44H189ZM90 43V44H89ZM101 43V42H100ZM142 43V42H141ZM153 43H155V44H153ZM180 43H182V42H180ZM184 43V42H183ZM196 42H193V44H192V41L190 42V44L191 45H193L192 46V48H194L195 50L196 49H198V48H196V46L194 45ZM131 44V43H130ZM172 44V43H171ZM173 44H174V41H173ZM172 44V45H173ZM177 44H179V43H177ZM175 45L176 47L178 46V45ZM190 44L189 45H184V46H182V48L184 49V48H186V47H188V46H190ZM204 46H203V45ZM210 44V45H209ZM83 45V44H82ZM84 45H85V42H84ZM88 45H85V47H87ZM91 45H93V44H91ZM93 45V46H94ZM109 45H111V43L110 44H108V46ZM155 47H154V46ZM156 45H158V46H156ZM199 45V44H198ZM211 46L212 48H209V46ZM96 46H94L95 47V49H94V47H92L94 50H96ZM115 46V45H114ZM113 46V47H114ZM117 46H118V43H117ZM112 47V46H110L111 48H108L107 47V49H111V50H116V48L118 49L120 46H118V47ZM174 46V47H175ZM180 46V47H181ZM208 46V47H207ZM125 47H128V45L127 46H125ZM130 47V46H129ZM169 48H171V47H173V46H168ZM174 47H173V49L171 48L170 50H172V52L174 53V51L176 52V49H178L179 47H175L176 49H174ZM88 48V47H87ZM91 48V49H92ZM113 48V49H112ZM189 48H191V47H188V48H186V49H189ZM200 48V47H199ZM200 48V49H201ZM105 49H106V47H105ZM106 49V50H107ZM199 49V50H200ZM110 50V51H111ZM121 50V49H120ZM122 50H123V53H122V55H125L126 54V57L128 56L127 54L128 53H130L131 51V48H128V50L130 51V52H127L128 50H127V48H126V50H124L123 48H122ZM167 50L168 49H166L165 51L167 52ZM180 50V49H179ZM179 50L177 51V53L175 54V56H174V60L176 61V60H178V61H176V64H174V65H176V66H178V64L180 65V63L181 64H183L182 62L184 61L183 59H184V57H183V50H180L181 52H182V54H180L181 52H179ZM185 50V49H184ZM193 51V49H192V51H190V49L189 50H186V52H192L193 54H194V52H196V51ZM203 49H201V51H202ZM79 51H81V50H79ZM110 51H108V54L110 53V55H112V53L110 52ZM126 51V52H125ZM151 51V52H152ZM158 51V52H157ZM89 52V53H88ZM87 53H88V56L90 57L89 59H90V61L88 62L87 61V63L89 64L88 65V69H89V67H90V63L91 64H95V65H97V63H99V64H101L103 61H101L100 60V62L98 61L99 59H100V56L98 55L97 56V54L98 53H96V51H95V54L93 53V52H91V51H88ZM92 53V55L94 56V57H96L97 56V59L96 58H94V57H92V55H91V53ZM106 52V51H105ZM118 52V51H117ZM120 52H122V51H120ZM120 52H118V54L120 53ZM165 52V54H168V53H166ZM172 52H170V53H172ZM179 52V53H178ZM203 52V51H202ZM211 52V51H210ZM209 52V53H210ZM156 53V54H155ZM116 54V53H115ZM157 54H159V55H157ZM96 55V56H95ZM106 55H107V53H106ZM108 56L107 55V57L108 58H111L110 60L111 61H108L107 62V60L106 61H104L103 62V64L105 63L106 65H107V63H110V65H112L111 63H112V60H114V59H112V57H114V54L112 55V57L111 56ZM169 55V54H168ZM156 58H155V57ZM158 56V57H157ZM166 56V55H165ZM179 56V57H178ZM120 57V56H119ZM160 57V58H159ZM171 58L172 56H167L166 58ZM178 57V58H177ZM182 57H183V59H182ZM190 57V56H189ZM188 57V58H189ZM69 58V57H68ZM157 58H159V59H157ZM264 59V56L263 55H261V59ZM74 59H76V57L74 58ZM94 59V62L92 63V60ZM105 59H107L106 57H105ZM117 59V58H116ZM119 59V58H118ZM172 59V58H171ZM252 59V58H251ZM253 59H259V60H261L260 59V57L259 56H255V57H253ZM109 60V59H108ZM157 60H159V61H157ZM168 60V59H167ZM96 61V62H95ZM162 61V60H161ZM164 61V60H163ZM162 61V62H163ZM172 61V60H171ZM74 62H76L75 64H74ZM107 62V63H106ZM173 62V61H172ZM87 63L85 64V66H87ZM116 63V62H115ZM114 62H113V64H115ZM121 63V62H120ZM141 63V62H140ZM73 64L76 66V64H77V61L75 60V61H73ZM72 64V66H74ZM98 64V65H99ZM104 64V65H105ZM124 64V63H123ZM157 64H156V66H157ZM95 65H92V66H94L95 68L97 67V66H95ZM116 65L118 66L119 64H117L116 63ZM115 65V66H116ZM125 65V64H124ZM124 65H122L123 67H124ZM150 65V64H149ZM114 66V65H113ZM120 66H121V64H120ZM145 66L146 67H148V65L146 64V65H144V62H142V64H137V65H134L133 67L132 66H130V67H132L133 69L134 68H136V69H138L139 71L138 72H142V70H143V72L145 73H135V75H134V73H133V76L132 75H130V77L132 78V82H130V85H129V83L127 84V86L126 85H124L123 87H119L118 85H115V86H117V87H119V88H123L122 90L121 89H117V87H115L114 85H111L112 86V88H111V86L110 87H108L109 88V90L108 89H105V88H107V86H105L104 84H103V86H99L98 84H97V88H95V86H96V83H99L100 81H98V80H94V79H92V77H90V78H87L86 80H84V78L83 77H77V76H75V77H77V80H76V78L74 77L73 78V81L71 82V85H73V86H70L71 88L69 89V85L66 87V88H68V90H66V88L64 87L65 86V84H64V86H62V87H64L63 88V90L64 91H67V92H64V94H62V87L61 86H58V87H60V90H57L58 92H61L60 94H62V96L64 97H62V96H59V93L58 92H56V93H58V94H56L57 96H56V98L58 99L57 101H55V102H57V104L58 103H62V105L63 104H66L65 106H63V107H61V105H57L56 106V108H54L55 106H53L54 104L51 102V101H48L49 99L48 98H45V99H43L45 96H43V97H41V98H38V99H36V101L38 102V104H37V102L36 101H34V103H33V106L31 107V109L29 108L28 109V111L29 110H31V111H27L26 113H21L22 115H24L23 117L21 116V114H20V112H18V111H16L15 110V112L17 113H15V112H13L12 113V115H11V117L12 118H10L11 119V121L12 122H14V123H23V119H26V118H29V120H28V122H29V124L28 125H30V127H32V128H34L35 130H36V126H38V125H40V124H38V119L40 118V119H42L43 117L46 119L48 116L47 115H49V117L46 119L47 121H48V119L50 118V120L48 121V122H53V124H54V127H55V133H57V134H55V137H56V143H55V150H57L56 151V168H55V171L57 170V172H58V174H57V172H55L56 174L55 175H58L56 178L59 180L60 178L59 177H61V179L64 181H75V180H85V181H88V180H92V182L94 181V183H96L97 185H99V187L101 188V186H100V183L102 184L103 182L104 183H108V180L110 181V180H112V178H113V181H114V178H116L117 177V179H115L116 180V182L118 183H116L117 185H115L116 186V188H117V190H115V191H117V193H119V194H122L123 192H127V193H125L124 194V196L125 197H123L122 195L120 196V198H119V196H117V195H119V194H117L116 195V193H115V196H117L118 198H119V200H120V203L122 202V201H124L123 200V198H125V201L128 199V198H130L129 196H128V198H127V195H130V196H132L131 197V199L129 200L128 199V202H123V203H126V204H129L126 208H128V210H130V208H131V212H133L134 210H132L133 208L134 209H137V210H135V214L133 213V216H134V223L136 224V225H134L133 224V217H131V231H133V229H134V231H133V233H135V235H134V237H133V235H132V237L134 238V243H133V240L131 239V241L130 242H132L131 243V246H129V244H130V242H127V244H128V246L129 247H132V248H129V249H131V250H136L135 252H134V255H132L133 253H131V250L130 251H128V252H130V254H128V255H132V257L131 256H128V255H124L123 254V256H125L124 257V259H125V261H126V258H127V260H128V258L130 259V261H128L127 263H133V264H179L180 262L182 263V264H193L194 263V260H192L193 258H194V256L195 255H197V254H199V252L197 253V251L198 250H200V248H198V247H196V240H198L197 238L199 237V238H201L199 241L201 242V240L203 239L202 237H200L201 235L198 233V236H196V235H194L193 237L192 236H188V233H187V231L191 234H196V232H198V231H195V230H197V229H195V227L196 226H199V225H197L198 224V222L196 221V222H194V219L196 220L197 218V216L196 217H194V214H197L195 211H194V206H196L197 205V203H198V201H197V199H194V200H192V199H189V201L190 200H192V201H194V203H196V204H194L193 202H192V204H191V202H189L188 204V206L187 205H185L184 206V202H185V200H187V199H185L186 197H183L182 198V195L184 194V192H183V194L181 195V194H179L178 195V191H180L181 193H182V191H181V187H183V185H185V183L186 182H191L190 183V185H191V187H192V189H193V187H194V189H196L195 188V186L193 185V179H195L196 178V180H197V176L199 175V173H198V175L196 174V172L194 173L193 171V168H195V167H197L195 164L197 163H199V162H197L198 161V159H199V157L200 158H202L201 157V155L198 153V149H201V147L200 146H202L203 144H205V146H206V144H207V142H208V144L207 145H209V143H210V147L209 148H206V150H204L205 152H203L202 150V156H203V158L204 157H207V158H211L210 160H211V162H210V160L209 159H202L204 162H203V164L205 163V161H207L205 164H210V166L211 167H209V165H208V167L211 169V170H209L208 169V167H207V165H205L204 167H207L206 169H208V171L206 172V174H207V176L209 175V177H203L204 178V180H205V178H207L206 180L207 181H204V183H206V182H209L208 184V186L211 188V191H213L212 192V194H213V196H212V199H211V204H210V206L211 207H209V208H211V209H209L208 208V211H210L208 214H211L212 213V215H210V217H211V219L210 218H208L209 220H211V221H209V224H207L206 223V225L208 226V225H210V226H208V228L205 230V232H207V233H203V234H206L205 235V239H206V237H207V242L205 241V239H204V241L203 242H206V245L209 247V249L207 248V246H205L206 248L204 249L205 251H206V258L204 257L203 259V264L205 263L204 261L206 260L207 261V258H208V261L206 262V264H212L214 261V263L213 264H225V261H224V263H219V262H221V259L222 260H224V258L226 257V256H224V254H227L226 253V251H227V249H222L223 247H225L226 248V244H225V242L226 243H228L229 244V242H227L226 241V239L228 238V241H229V235L230 234H228V229H230V226H229V228H228V226L227 225H229V223H230V221H229V223H227L228 221H227V215H226V211L224 212V210L225 209H223V208H220L219 207V205L217 204L218 202L217 201H219V200H221L222 202H224L222 199H224L225 198V196H226V193H227V195H228V193L229 192H226V190L227 191H229V188H230V186H228V184H229V182L230 181H228V180H226V178H224L225 176H227L226 175V173L228 174V171L230 172V168L229 169H226L225 167V163L226 164H229V163H231V161L232 160H230V161H228L229 160V158L230 159H232L231 157V155H229V154H232L231 152L228 154V151H230V149L228 150V149H226V146H227V148H228V146H230V143L233 141V139L231 140V137L233 136V133L231 134L230 132H232V128L230 129V134L232 135L231 137L229 136L230 134L228 133V132H226L227 134H229V135H227L229 138H230V140H231V142L229 141V138H228V141H227V138L225 139V138H223L224 136H223V134L225 135V133L223 132V134L220 132V131H222V130H225V129H227V130H229L228 129V127H230V126H227V124H228V122H227V124H225V120H227L228 119V117H229V114L227 115V119H225V120H222V121H224V125H226L227 126V128H225V129H222L223 127V125H221V124H218L219 122H221V120H219L218 121V118L216 119V121H212V117H213V114H212V117L210 116H207V120H206V116L205 115H207L206 113H205V110L202 112H200V110H199V107L201 108L202 106V102H201V105L200 104H198V103H200V100H197V98H196V96L194 97L193 96V92H190V94L188 95L187 93H188V91H187V93H186V95H183V93L184 92H186L185 90H187V87L186 88H183V89H181V85L184 83V81H186V82H188V81H198V80H202V77H206V76H208V74L207 73H209V71L207 70V69H205L204 71L202 70L201 71V74H200V71H199V73L197 74L196 72L194 73V74H184V75H182L183 76V78H181V75H180V77H177V78H174L173 79V77L171 76V75H167V76H170V79L166 82V81H163L162 80V78H161V80H160V77H159V75H158V78L157 79H155L156 77V75H154V76H152L153 78H152V80H154L153 82H149L148 80L150 79H147V77H148V75H150L151 74V70H150V72H149V68H145ZM149 67H151V66H149ZM226 67H227V65H226ZM226 67H224V68H220L221 69V72H224V71H227L228 72V69H229V71L230 70H232V68L230 69L229 67H231L230 65L226 68ZM86 68V67H85ZM93 68V67H92ZM94 68V69H95ZM140 68H142L141 70H140ZM144 68V69H143ZM152 68V67H151ZM150 68V69H151ZM83 69H84V67H83ZM87 69V68H86ZM128 69V68H127ZM210 69H212L211 70V72L209 73V75L211 74V75H213L214 73H212V71L214 70V69H217V68H210ZM209 69V70H210ZM220 69H219V72H217V73H221L220 72ZM224 69V70H223ZM135 70V69H134ZM130 71H132V70H130ZM132 72H134V71H132ZM135 72H137V70H135ZM152 72H154V70L152 71ZM159 72V71H158ZM157 72V73H158ZM207 72V73H206ZM214 72V71H213ZM140 74V75H139ZM147 74V75H146ZM156 74V73H155ZM163 74V73H162ZM160 74V76H162V77H165L166 75L165 74ZM143 75V76H142ZM146 77H145V76ZM153 75V74H152ZM192 75V76H191ZM197 75V76H196ZM89 76H91V75H89ZM137 76H140V77H143V78H140V77H137ZM174 76V75H173ZM196 76V77H195ZM150 77V76H149ZM155 77V78H154ZM175 77V76H174ZM136 78H138V80L136 79ZM165 78H167V77H165ZM169 78V77H168ZM167 78V79H168ZM182 80H181V79ZM187 78V79H186ZM196 78V79H195ZM82 79V80H81ZM92 79V80H91ZM134 79V80H133ZM177 79H179V80H177ZM84 80V81H83ZM138 82L139 80L141 81V83H143V84H141V83H139V84H136L137 82ZM161 82H160V81ZM176 80V81H175ZM201 80L200 81H198V82H201ZM78 81V82H77ZM82 81H83V83H82ZM85 81H87V83L85 82ZM133 81H134V83L136 84H134L133 83ZM139 81V82H140ZM146 81V82H145ZM150 81H151V79H150ZM182 81V82H181ZM73 82H77L76 84L75 83H73ZM90 82V83H89ZM176 82V83H175ZM185 82V83H186ZM81 83V84H80ZM90 84L88 87H87V85H85V84ZM132 83V84H131ZM146 83V84H145ZM170 83H171V85H170ZM178 83V84H177ZM79 84V85H78ZM93 84V85H92ZM95 84V85H94ZM100 84V83H99ZM94 86V91H95V89H96V92H92L91 90H89V89H91V87L92 86ZM133 85H134V87H133ZM159 85V86H158ZM78 86H80V87H78ZM84 86H86L85 88H88V90H87V92H86V89L84 88V90H83V87ZM98 86L99 87H103V88H99L98 89ZM114 86V87H113ZM171 86H176V87H178L179 88V93H178V96H177V98H171L169 95H168V89L171 87ZM72 87H73V89H72ZM82 87V88H81ZM126 87V88H125ZM184 87H185V85H184ZM93 88V87H92ZM115 90H114V89ZM57 89H59V88H57ZM76 89V90H75ZM101 89H102V91L104 90V91H106V90H108V91H106V93L105 92H103L102 93V91H101ZM126 89V90H125ZM157 89V90H156ZM185 89V90H184ZM71 90H73V91H71ZM78 90V91H77ZM81 92H80V91ZM84 92H83V91ZM93 90V89H92ZM98 90V91H97ZM100 90V91H99ZM130 90V91H129ZM145 90V91H144ZM184 90V91H183ZM78 93H77V92ZM89 91H91V92H89ZM68 92H70L69 94H71V95H68ZM72 92V93H71ZM108 92H110V93H108ZM136 92H138V93H136ZM180 92H182V93H180ZM74 93V94H73ZM76 93V94H75ZM84 93V94H83ZM108 93V94H107ZM122 93V94H121ZM131 95H130V94ZM140 93H141V95H140ZM135 94V97H133V95ZM183 96H186L185 98L187 99V100H185L184 101V97H182V95ZM185 94V93H184ZM109 95V96H108ZM131 97V98H133L134 100H135V98H136V100L135 101H133V99H131L129 96ZM151 95H155V98H154V100H151L150 99V96ZM69 96H71V97H73L72 99L69 97ZM124 96V97H123ZM128 96V97H127ZM188 96H189V98H188ZM60 97H61V99H60ZM66 97V98H65ZM70 99H69V98ZM100 97V98H99ZM116 97V98H115ZM102 98V99H101ZM112 98V99H111ZM120 98V99H119ZM129 99V101H128V99ZM195 98V99H194ZM60 99V100H59ZM66 99L68 100V104H67V102H64V100L66 101ZM193 99V100H192ZM24 99H22L21 100V98L18 100L19 101V103H21V104H23L24 103V101H23ZM40 100H42V101H40ZM47 100V101H46ZM61 100H63V102H60ZM99 100V101H98ZM102 100V101H101ZM104 100H106L107 101V103H106V101H104ZM114 100H116V101H114ZM121 100H123V101H121ZM126 100V101H125ZM183 100V101H182ZM103 102V104H101V102ZM121 101V102H120ZM50 102H51V104H50ZM54 102V103H55ZM98 103V104H95V103ZM109 102V103H108ZM112 102V103H111ZM133 104H132V103ZM134 102H136V104L134 103ZM184 102V103H183ZM44 103V104H43ZM140 103V104H139ZM196 103V104H195ZM220 103V102H219ZM218 102H217V104L216 105H218L219 104ZM56 104V103H55ZM91 104H95V107L94 106H92ZM108 104V108H107V105ZM122 104V105H121ZM126 104V105H125ZM128 104V105H127ZM211 104V103H210ZM210 104H209V109L211 110V106H210ZM214 104V103H213ZM212 104V105H213ZM223 103H220V105H222ZM40 106V108H39V106ZM86 105V106H85ZM100 105V106H99ZM105 105V106H104ZM125 105V106H124ZM136 107H135V106ZM53 106V107H52ZM59 106H60V108H59ZM82 106V107H81ZM92 106V107H91ZM103 106V107H102ZM114 106V107H113ZM118 106V107H117ZM123 107V108H121V107ZM129 106H132L131 108L129 107ZM134 106V107H133ZM36 109H35V108ZM66 107V108H65ZM80 107V108H79ZM98 107V109H99V107H100V109L97 111L96 110V108ZM139 107V108H138ZM195 107V108H194ZM216 107V106H215ZM221 107H224V104H223V106H220V109H222ZM55 109V110H52V109ZM77 110H75V109ZM212 108H214V106L212 107ZM225 108V107H224ZM34 109H35V111H34ZM65 109V110H64ZM69 109H71L70 111H72V109H73V113L72 112H70L69 111ZM84 109V110H83ZM101 109H103V110H101ZM111 109H112V111H111ZM123 110V111H121V110ZM135 109H136V111H135ZM202 109V108H201ZM219 109V107L217 106V108H216V110H218ZM220 109H219V111L218 112H220L222 115H225L226 116V114H225V112L227 111L226 109V111L224 110V114H223V112L222 111H220ZM49 110V111H48ZM67 110V111H66ZM129 110V111H128ZM141 110V111H140ZM198 111L199 110V113H201L200 114V116H199V118H197L196 116H197V114H195V113H198V112H193V111ZM213 110H215V109H212V113H213ZM215 110V111H216ZM20 111V110H19ZM51 111H53V112H51ZM60 111H62V112H64V111H66V112H64V113H62V115H61V113L59 114L58 112H60ZM100 111H101V113H100ZM109 112V114H108V112ZM121 111V112H120ZM135 113H134V112ZM208 112H210L209 110H207ZM215 111H214V115H216L215 114ZM35 112V113H34ZM40 112V113H39ZM47 112V113H46ZM67 112L70 114H72V115H69L68 114V116H66L67 115ZM89 114H88V113ZM114 112V113H113ZM116 112V113H115ZM118 112V113H117ZM124 112V113H123ZM133 112V113H132ZM166 112V113H165ZM190 112V113H189ZM207 112V113H208ZM218 112H216L217 113V115L215 116V117H217V116H219L220 118H226V117H221V115H219L220 113H218ZM37 113V114H36ZM50 113V114H49ZM54 113H57L56 115L54 114ZM75 113V114H74ZM82 113V114H81ZM91 113H92V115H91ZM104 113V114H103ZM126 113V114H125ZM168 113V114H167ZM203 113H205V118H203L202 116H203ZM30 115V116H28L27 117V115ZM52 114H54L55 116H53ZM66 114V115H65ZM74 114V115H73ZM113 114V115H112ZM118 114V115H117ZM132 114H134L135 116H133ZM170 114V115H169ZM192 114H194L195 116H194V118H193V115L191 116ZM19 115V116H18ZM36 115V116H35ZM38 115V116H37ZM45 115V116H44ZM50 115H51V117H50ZM57 115H59L58 116V118L60 117L61 119H58V121H60L58 124H57ZM65 115V117H66V119H63V118H65V117H63ZM95 115V116H94ZM126 115V116H125ZM199 115V114H198ZM202 115V116H201ZM208 115H211V114H208ZM40 116H43V117H40ZM53 116V117H52ZM92 116V117H91ZM105 116V117H104ZM107 116V117H106ZM191 116V117H190ZM13 117H14V119H13ZM34 117H36V118H34ZM118 118V119H115V118ZM136 117V118H135ZM195 117L197 118V120L199 119V121L198 122H196V124L194 125L193 123H195ZM203 119H202V118ZM52 118V119H51ZM55 118V119H54ZM70 118V119H69ZM76 118V119H75ZM92 118V119H91ZM107 118H109V119H107ZM127 120H126V119ZM192 118V121H194L192 124L191 123H188V121H190V119ZM210 118V119H209ZM219 118V119H220ZM37 119V120H36ZM71 119H75V120H79L80 122H78V121H76L77 123L76 124H74L73 125V123H70V121H73V120H71ZM87 119H89V120H87ZM100 119V120H99ZM103 119H105V121L103 120ZM115 119V120H114ZM123 119V120H122ZM200 119L202 120L201 122H200ZM213 119H215V118H213ZM14 120V121H13ZM55 120V121H54ZM63 120V121H62ZM65 120V121H64ZM68 120V121H67ZM70 120V121H69ZM82 120V121H81ZM86 120V121H85ZM209 120H211V122H215V125H216V122H217V124L218 125H220L221 127H219V128H221V130H217V129H219L218 127H217V131L215 130L214 132H218L219 134H216L215 135V137H214V139L215 138H218V140H220V142H222V145H221V143H219V142H217V144H220L219 146H222L221 148L219 147L218 148V146H216L217 144L215 143L216 141H214V139L212 140V138L213 137H211L210 138V136H211V134H212V130H213V126H215L214 124H213V126H211V124L212 123H208L207 121H209ZM229 120V119H228ZM227 120V121H228ZM16 121V122H15ZM20 121H22V122H20ZM42 121V120H41ZM104 121V122H103ZM192 121H190V122H192ZM205 123H204V122ZM231 121V120H230ZM46 122V121H45ZM63 122V123H62ZM73 122H75V121H73ZM165 122V123H164ZM174 122H176V123H174ZM37 125H36V124ZM39 123H41V122H39ZM101 123V124H100ZM108 125H107V124ZM112 123H114V124H112ZM164 123V124H163ZM188 123V124H187ZM199 123V124H198ZM200 123H201V125H200ZM205 125H204V124ZM223 123V122H222ZM232 123V122H231ZM231 123H229V124H231ZM78 124V125H77ZM82 124V125H81ZM87 124V125H86ZM111 124V125H110ZM176 124H177V126H176ZM187 124V125H186ZM209 124V125H208ZM228 124V125H229ZM56 125H57V127H56ZM71 125V126H70ZM73 125V126H72ZM94 125H96V127L94 126ZM117 125V126H116ZM189 125H192V128H193V130L194 129H196L194 132L192 131V129L190 130V126ZM206 126L207 125V128L208 129H206V127H204V126ZM61 128H60V127ZM79 126V127H78ZM82 126V127H81ZM91 126V127H90ZM92 126H94V127H92ZM103 126V127H102ZM111 126V127H110ZM113 126V127H112ZM136 126V127H135ZM187 126V127H186ZM193 126H198V128L200 129V127H201V129L202 130H199L197 127L196 128H194ZM203 126V127H202ZM217 126V125H216ZM226 126H224V127H226ZM74 127H77V129L75 130V128ZM109 127V128H108ZM210 127V128H209ZM211 127H213L212 128V130H210L211 129ZM231 127H233V126H231ZM96 130H95V129ZM135 128V129H134ZM163 128V129H162ZM187 128V129H186ZM205 128V129H204ZM89 129V130H88ZM98 129V130H97ZM113 129H115V130H113ZM132 129H133V131H132ZM180 129V130H179ZM198 129V130H197ZM84 130H88V131H84ZM205 130V131H204ZM208 130V132H206ZM227 130H225V131H227ZM57 131V132H56ZM61 131V132H60ZM70 131V132H69ZM74 131H75V133H74ZM78 131V132H77ZM81 131L83 132L84 131V134H88L89 135V133L90 134H92V135H90V136H86V135H82V134H79V133H81ZM91 131V132H90ZM114 131V132H113ZM130 131H132V132H130ZM135 131V132H134ZM201 131H203V132H201ZM209 131H210V136L208 135L209 134ZM78 133V135H77V133ZM87 132V133H86ZM89 132V133H88ZM95 132V133H94ZM110 132V133H109ZM180 132H181V135H180ZM185 132V133H184ZM200 132H201V136L199 135L200 134ZM96 135V137H94L93 135L94 134ZM103 133V134H102ZM114 133V134H113ZM196 133V134H195ZM221 133V134H220ZM99 134V135H98ZM112 134V135H111ZM203 134H204V137H203ZM214 134V133H213ZM101 135V136H100ZM207 135V136H206ZM218 135H219V137H218ZM221 135V136H220ZM61 136H63V138L64 139H62V137ZM72 136H74V138L72 137ZM81 136H82V138H81ZM105 138H104V137ZM190 136V137H189ZM213 136V135H212ZM217 136V137H216ZM223 136V137H222ZM227 136H225V137H227ZM80 139H79V138ZM84 137V138H83ZM200 137V138H199ZM205 137L207 138V139H205ZM220 137H222L223 138V140L220 138ZM73 138V139H72ZM76 138V139H75ZM85 138H87V139H85ZM91 140H90V139ZM93 138V139H92ZM100 138V139H99ZM121 140H120V139ZM192 138V139H191ZM202 138V139H201ZM55 139V138H54ZM62 141H61V140ZM70 141H69V140ZM79 140V142L81 141V142H84L83 144L80 142H77L76 140ZM89 139V140H88ZM120 141H119V140ZM134 139V140H133ZM187 139V140H186ZM193 139H195L194 141H193ZM201 139V140H200ZM210 139V140H209ZM225 139V140H224ZM64 140V141H63ZM88 140V141H87ZM106 140V141H105ZM185 140V141H184ZM200 140V141H199ZM208 140V141H207ZM217 140V139H216ZM222 140V141H221ZM59 141V142H58ZM68 141V142H67ZM98 141V142H97ZM136 141V142H135ZM203 141H207V142H203ZM211 141V142H210ZM214 141V142H213ZM224 141L225 142H228V143H226V144H224ZM86 142H87V144H86ZM92 144H90V143ZM93 142V143H92ZM99 143L98 145H96L97 143ZM102 142V143H101ZM118 142H119V144H118ZM121 142V143H120ZM170 142H173V143H170ZM213 142V143H212ZM234 142V141H233ZM64 143V144H63ZM103 143H104V145H103ZM106 143V144H105ZM114 143H115V146H114ZM180 143V144H179ZM197 143V144H196ZM215 143V144H214ZM57 144V145H56ZM61 144V145H60ZM63 144V145H62ZM69 144V146H67ZM72 144V145H71ZM74 144H75V146H74ZM76 144L78 145V146H76ZM83 145V147H81L82 145ZM88 144H90L91 145V148H90V145L89 146H87ZM107 144H108V146H107ZM118 144V145H117ZM121 144V145H120ZM123 144V145H122ZM170 144V145H169ZM193 146H192V145ZM199 144V145H198ZM212 144H213V148L211 147L212 146ZM233 145H234V143H232ZM80 145V146H79ZM95 145V146H94ZM125 145V146H124ZM166 145H169V146H171V147H169V146H166ZM186 145H188V146H186ZM191 145V146H190ZM195 145V146H194ZM224 145V146H223ZM64 146V147H63ZM85 146V147H84ZM94 146V147H93ZM98 146V147H97ZM112 146V147H111ZM113 146H114V148H113ZM119 146V147H118ZM124 148H123V147ZM137 146V147H136ZM178 146V147H177ZM232 146V145H231ZM68 147V148H67ZM72 147H74V148H72ZM80 147V148H79ZM86 147L88 148V149H86ZM100 147V148H99ZM109 147V148H108ZM133 147V148H132ZM176 147V148H175ZM183 147V148H182ZM186 147V148H185ZM192 147V148H191ZM203 147V146H202ZM208 147V146H207ZM233 147V146H232ZM70 148V150L71 151H73V154H71L72 152L70 151V150H68ZM76 148H78L79 149V152H80V150L82 151V152H80V154L82 153V155H79L78 156V154H76L77 152H78V150L76 149ZM105 148H107L106 150H105ZM118 148V149H117ZM135 148H137V149H135ZM142 148V149H141ZM198 148V149H197ZM205 148H202V149H205ZM214 148H217V149H214ZM59 149V150H58ZM65 149L66 150H68V151H65ZM136 151H135V150ZM141 149V150H140ZM175 149V150H174ZM189 149V150H188ZM197 149V150H196ZM210 149V150H209ZM212 149V150H211ZM220 149V150H219ZM226 151H225V150ZM74 150H76L75 152H74ZM83 150H86L85 152L83 151ZM112 150H113V152H112ZM119 150V151H118ZM132 150V151H131ZM146 150V151H145ZM222 150H223V152H222ZM65 151V152H64ZM105 151V152H104ZM116 151H118V152H116ZM125 151V152H124ZM134 151V152H133ZM199 154V157L197 158V153ZM200 150H199V152H201ZM208 151V153L207 154H209V153H211V151H212V153L211 154H209L210 155V157H209V155H205V154H203V153H206ZM216 151V152H215ZM224 151L226 152L225 154H224ZM231 151H232V149H231ZM108 152V153H107ZM137 152V153H136ZM175 152V153H174ZM194 152V154H192ZM98 153H100L99 155H98ZM113 153V154H112ZM117 153H118V155H117ZM137 155H136V154ZM168 153V154H167ZM179 153V154H178ZM215 155H217V156H215ZM58 154L60 155V157H59V159H61V160H59L58 159ZM93 154V155H92ZM124 154H125V156H124ZM167 154V155H166ZM213 154V155H212ZM224 154V155H223ZM88 155V156H87ZM92 155V156H91ZM120 155H122V157L120 156ZM147 155V156H146ZM190 155V156H189ZM205 155V156H204ZM65 156V157H64ZM80 156H86L85 158L84 157H81V158H79ZM100 156V157H99ZM115 156H117L116 158H115ZM184 156V157H183ZM193 156V157H192ZM196 156V160H193L194 159V157ZM219 156H221V157H219ZM228 156V157H227ZM229 156H231V157H229ZM88 157H89V161H88ZM90 157H91V159H90ZM99 157V158H98ZM109 157V158H108ZM120 157L121 158H123V160L122 159H120ZM216 157V158H215ZM223 157V158H222ZM228 159H226V158ZM114 158V159H113ZM119 158V159H118ZM128 158V159H127ZM141 158H142V160H141ZM192 158V159H191ZM220 158H221V160H220ZM82 159V160H81ZM85 159V160H84ZM102 159V160H101ZM130 159V160H129ZM167 159V160H166ZM169 159V160H168ZM189 159V160H188ZM215 159V160H214ZM219 159V160H218ZM92 160V161H91ZM121 162V160L123 161L121 164H120V162ZM135 160V161H134ZM187 160V161H186ZM193 160V161H192ZM200 160V159H199ZM224 160H226L227 162H224ZM77 163H76V162ZM83 162V163H81V162ZM84 161H86V162H84ZM94 161V162H93ZM124 161H126V162H124ZM169 161V162H168ZM186 161V162H185ZM196 161V162H195ZM212 161H214V162H212ZM216 161H219V163L218 162H216ZM72 162V164H70ZM88 162V163H87ZM92 162V163H91ZM103 162H105V163H103ZM165 162H167V163H165ZM186 164H185V163ZM188 162H189V164H188ZM194 162V163H193ZM221 162H223L224 163V172H225V170L227 171V172H225L223 175L224 176H222L221 174L223 173V172H221V171H223L222 170V168H220L219 166L221 165V167H223L222 166V164H221ZM229 162V163H228ZM76 164V166H75V164ZM108 163H111V164H108ZM118 163H119V165H121V166H119L118 165ZM123 163H124V165H123ZM165 163V164H164ZM170 163V164H169ZM181 163H183V164H181ZM200 163H202V162H200ZM211 163H213V164H211ZM215 163V164H214ZM69 165V167H68V165ZM83 164V165H82ZM129 164V165H128ZM133 164V165H132ZM164 164V165H163ZM169 164V165H168ZM191 164H193V168L191 167L192 165ZM216 164H217V166H216ZM218 164H219V166H218ZM58 165V166H57ZM63 165H65V166H63ZM66 165H67V167H66ZM112 165V166H111ZM113 165H114V167H113ZM116 165H118V170H120L121 171V174H120V171L118 172L117 171V167H115ZM134 165L136 166V167H134ZM154 165V166H153ZM191 165V166H190ZM194 165H195V167H194ZM230 165V164H229ZM229 165H227V167H229ZM63 166V167H62ZM75 166V167H74ZM83 168H82V167ZM86 166H88V167H86ZM91 166V167H90ZM102 166V167H101ZM163 166H165V167H163ZM169 168H168V167ZM175 168H174V167ZM201 166V167H200ZM231 166V165H230ZM105 167H106V169H105ZM171 167V168H170ZM189 167V169H187ZM199 167H200V169L202 168V171L204 172L205 170H203V169H205L204 167H202V164L200 165L199 164ZM216 167H217V169H216ZM58 168V169H57ZM65 168V169H64ZM69 168V169H68ZM74 169V168H77L76 170L74 169V170H72V169ZM102 168V169H101ZM116 168V169H115ZM121 168V169H120ZM123 168V169H122ZM166 168H168L167 170H165ZM177 168V169H176ZM185 168V169H184ZM191 168V169H190ZM219 168V169H218ZM68 169V170H67ZM99 170V172H98V170ZM113 169H115V170H113ZM179 169H181L180 171H179ZM195 169H199L198 167L197 168H195ZM200 169L197 171V172H199L200 171ZM212 169H214V172L212 171ZM215 169L217 170V171H215ZM59 170H60V172H61V175L59 174L60 172H59ZM68 172H66V171ZM71 170V173L69 172ZM90 170L93 172V173H91L90 172ZM135 171V172H133V171ZM164 170V171H163ZM170 170H172L171 172L172 173H174V174H172L171 172H170ZM174 170H175V172H174ZM72 171H73V173H72ZM77 173H75V172ZM83 171V172H82ZM102 171V172H101ZM105 173H104V172ZM106 171L108 172V174L106 173ZM146 171V172H145ZM167 171H168V175L166 174L165 175V173H167ZM196 171V170H195ZM63 172H65V173H63ZM163 172V173H162ZM170 172V173H169ZM183 172V173H182ZM210 172H212L211 174L213 175V174H215V176L213 175H210ZM80 175H79V174ZM112 173H114V174H112ZM117 173V175H115ZM134 173V174H133ZM161 173V174H160ZM209 173V174H208ZM221 173V174H220ZM84 174L86 175V176H84ZM101 174V175H100ZM109 174H110V176H109ZM163 174V175H162ZM170 174H172V175H170ZM188 174V175H187ZM191 174V175H190ZM192 174H194V175H192ZM196 174V175H195ZM205 174V173H204ZM220 174V175H219ZM90 175V176H89ZM97 175V177H95ZM114 175V176H113ZM152 175V176H151ZM170 175V176H169ZM174 175V176H173ZM202 175H203V173H201V177L200 176H198V181H200L199 179L200 178H202ZM84 176V177H83ZM106 176V177H105ZM168 177V179H167V177ZM192 178H191V177ZM196 176V177H195ZM203 176H206V175H203ZM213 178H212V177ZM220 176V177H219ZM221 176H222V179H225V181H228V182H226L227 183V185L226 186H224L223 185V183L225 184V181L224 180H222L221 179ZM72 177H73V179H72ZM166 177V178H165ZM170 177H173V178H170ZM194 177V178H193ZM200 177V178H199ZM214 177H215V179H217V180H215L214 179ZM64 178V179H63ZM111 178V179H110ZM119 178H121V179H119ZM126 178V179H125ZM165 178V179H164ZM183 178H185V180H183ZM211 179L210 181H209V179ZM60 179V180H61ZM101 181H103V182H101ZM120 180V182H118L119 180ZM140 179H141V181H140ZM162 179H164L165 181H163ZM167 179V180H166ZM191 179V180H190ZM91 180H90V182H91ZM125 180V182H123ZM160 180V181H159ZM172 182H171V181ZM174 180H175V182H174ZM181 180H183V181H181ZM189 180V181H188ZM202 180V179H201ZM218 180H219V182H218ZM222 182H221V181ZM127 181H129V182H132V183H128ZM170 181V183L169 184H167L168 182ZM178 181H180L182 184H178ZM217 181V182H216ZM110 182H112V181H110ZM166 182V183H165ZM196 182V181H195ZM211 182H213L212 184H211ZM164 183V184H163ZM215 183V184H214ZM217 183V184H216ZM221 183V184H220ZM126 184V185H125ZM131 184H133L132 185V189H130L131 188ZM154 184V186H152ZM174 184H176L175 185V188L173 187L174 186ZM142 185H144V186H142ZM156 185V186H155ZM182 185V186H181ZM189 185V186H190ZM206 186H207V184H205ZM220 185H221V187H223L224 189H225V191H224V189L222 188L221 189V187H220ZM120 188H119V187ZM125 186H127V187H125ZM187 186H188V184H187ZM218 186V187H217ZM137 187V188H136ZM143 187V188H142ZM145 187V188H144ZM150 187V188H149ZM165 187H166V189H167V191L168 190H170V192H171V194L169 193V192H167L166 193V190H165ZM171 187V188H170ZM173 187V188H172ZM179 187H180V189H179ZM208 187V188H209ZM216 187H217V189H216ZM226 187H228V188H226ZM124 188L126 189V190H124ZM134 188V189H133ZM139 188V189H138ZM141 188V189H140ZM152 188H153V190H152ZM156 188H158V189H156ZM177 188L179 189V190H177ZM183 188H185L184 190H186V187H183ZM190 187H188V189H189ZM119 189V190H118ZM124 191H123V190ZM136 189V190H135ZM145 189H146V191H145ZM159 189H160V191H159ZM174 189V190H173ZM187 189V190H188ZM191 189V190H192ZM192 190V191H196V190ZM214 189H215V191H214ZM134 190V191H133ZM145 192H144V191ZM147 190H149V191H147ZM157 190H158V192H157ZM172 190V191H171ZM183 190V189H182ZM183 190V191H184ZM186 190V191H187ZM113 191L114 190H111V192L113 193ZM119 191V192H118ZM120 191H123V192H120ZM130 191H132L133 193H131ZM185 191V193H189V191H190V189H189V191L188 192H186ZM217 191V194L215 193ZM221 191H224L223 192V194H225V196H220V192ZM100 192H101V190H100ZM140 194H139V193ZM179 192V193H180ZM197 192V193H196ZM196 192H194L195 194H197V195H199V196H201L200 194H198L199 192L198 191H196ZM219 192V193H218ZM226 192V193H225ZM142 193V194H141ZM145 193V194H144ZM164 193V194H163ZM193 193V194H194ZM132 194H134V195H132ZM167 194V195H166ZM175 194H177V195H175ZM191 194H192V192L191 193H189V195L190 196H188V195H184V196H187V197H190L191 198ZM194 194V195H195ZM113 196H114V193L112 194ZM143 195L145 196V195H147V196H145V197H143ZM169 195V198L168 197H166V196H168ZM173 195V196H172ZM192 196V198H195L196 196ZM134 196V197H133ZM136 196V197H135ZM142 196V197H141ZM175 196V197H174ZM180 196V198H178V197ZM123 197V198H122ZM157 197V198H156ZM161 197V198H160ZM219 197V199H217V201H216V198H218ZM228 197V196H227ZM227 197L225 198V199H227ZM134 198V199H133ZM146 198V199H145ZM157 199V200H155L154 201V199ZM158 198H160V199H158ZM167 198H168V200H167ZM173 198H176L177 200H179V201H181V199H182V201H184V202H180L181 204H179L180 206H177V208H179V210L184 206L185 207V209H187V210H185L184 211V208H183V211H181L180 210V212L182 213H180L179 214V216H178V214H176L174 217L172 216L173 214H175V213H173L172 215H171V217H172V220H171V222H169L170 221V217L168 216L169 214H171V213H169V211L171 210H174V209H171V207H170V210H169V206H174V201L176 202L175 204L177 205V201L175 200V199H173ZM148 199V200H147ZM165 199V200H164ZM171 199H173V200H171ZM215 199V200H214ZM146 201V203H145V201ZM163 200H164V202H165V204H163ZM154 201V202H153ZM170 201V202H169ZM133 202V203H132ZM134 202H135V204H134ZM152 202V203H151ZM157 202V203H156ZM169 202V205L167 204L166 205V203H168ZM172 202V203H171ZM217 202V203H216ZM221 202V204L222 205H225V202L224 203H222ZM153 203H155V204H158L157 206H155ZM179 203V202H178ZM183 203V204H182ZM122 204V203H121ZM130 204H132L131 206H130ZM146 204V205H145ZM185 204H187V202L185 203ZM194 204V206L192 207V205ZM122 205H124V204H122ZM135 205V207H132V206H134ZM153 205V206H152ZM176 205L174 206L175 207V211L178 213V211H177V208H176ZM183 205V206H182ZM217 205H218V207H217ZM226 205H227V202H226ZM126 206V205H125ZM145 206V207H147L146 208V212L145 211H143V209L145 210V207L143 208V207ZM213 206V207H212ZM137 207V208H136ZM153 207V208H152ZM159 207V208H158ZM161 207V208H160ZM187 207V208H186ZM197 207V206H196ZM223 207V206H222ZM226 207V206H225ZM224 207V208H225ZM140 209V210H139ZM142 209V210H141ZM220 209H222V210H220ZM226 209H228V208H226ZM188 210H190V211H188ZM219 212H218V211ZM129 211V215H131L132 216V214H131V212ZM222 211V212H221ZM145 212L146 213V217H145V213L143 214V213ZM153 212V213H152ZM165 212H166V214H165ZM172 212H174V211H172ZM189 213V216H188V214L187 215H183V214H186V213ZM215 212V213H214ZM224 215L223 216V218H220V216H222V214ZM139 213V214H138ZM141 213H142V215H141ZM156 213V214H155ZM169 213V214H168ZM192 213V214H191ZM225 213V214H224ZM229 213V212H228ZM151 214V215H150ZM160 216V217H158V215ZM216 214V215H215ZM219 214V215H218ZM148 215V216H147ZM152 215H154V217L152 216ZM156 215V216H155ZM225 215H226V217H225ZM136 216V217H135ZM151 216H152V218H151ZM163 216H165V218L163 217ZM176 216H177V220L175 219L176 218ZM184 216H185V218H184ZM193 216V220H192V218L191 217ZM216 216H218V217H216ZM167 217V218H166ZM170 219H169V218ZM179 217H180V219H179ZM189 217V218H188ZM143 220H141V219ZM146 219V222L144 221V219ZM148 218V219H147ZM154 218V219H153ZM158 218H159V220H158ZM216 218H217V220H216ZM175 219V220H174ZM180 220V222H179V220ZM182 219H183V221H185V222H182L181 223V221H182ZM185 219V220H184ZM186 219H190V222H189V220H186ZM220 219V220H219ZM136 220V221H135ZM166 220V221H165ZM215 220V221H214ZM227 222H226V221ZM152 221H154V222H152ZM157 221V223H155ZM164 221V222H163ZM192 221H193V223H192ZM219 223H218V222ZM225 221V222H224ZM141 222V223H140ZM167 222V223H166ZM139 223V224H138ZM144 225H143V224ZM159 223V224H158ZM166 223V224H165ZM191 223V224H190ZM197 223V224H196ZM216 223V224H215ZM221 223H223V224H221ZM146 224V225H145ZM163 224H165V225H163ZM168 224V225H167ZM180 224H182V225H180ZM190 224V225H189ZM196 224V225H195ZM218 224H220V225H218ZM134 225V226H133ZM148 225V226H147ZM153 227H152V226ZM156 225H158V226H156ZM188 225V226H187ZM195 225V226H194ZM222 225V226H221ZM164 226V227H163ZM171 228H173V229H169L168 230V228L169 227ZM174 226V227H173ZM222 228H221V227ZM145 227V228H144ZM157 227V228H156ZM177 227H178V230L180 229L179 227H181V229H182V231H179V234H178V231L176 230L177 229ZM183 227V228H182ZM215 227H217L218 229H216ZM133 228V229H132ZM155 228V229H154ZM163 228H165V229H163ZM209 228H211V229H213V232L215 233V234H212L213 232H212V230L211 229H209ZM154 229V230H153ZM184 229L186 230L185 231V233H184ZM193 230V231H191V230ZM208 229H209V231L211 230V232L209 233L208 232ZM224 230V232L225 233H221L223 230ZM227 229V230H226ZM151 230V231H150ZM164 232H163V231ZM190 230V231H189ZM153 231H155V232H153ZM167 231V232H166ZM221 231V232H220ZM150 232V233H149ZM157 232V233H156ZM166 232V233H165ZM182 232H183V234H182ZM195 232V233H194ZM216 232H217V235H216ZM227 232V233H226ZM132 233V234H133ZM140 233V234H139ZM143 233V234H142ZM154 233V234H153ZM171 233V234H170ZM219 233H220V235H219ZM147 234H148V236H147ZM152 234V235H151ZM155 234H157L156 235V238H157V242L155 241L156 239H155ZM166 234H170V236H169V238L167 237L168 235H166ZM186 234V235H185ZM202 234V235H203ZM209 234L212 236H209ZM222 234V235H221ZM224 234H226V237H223L224 236ZM139 235V236H138ZM145 235V236H144ZM185 235V237H183V238H186L187 236V238L188 239H190L189 237H191V241L193 242V240L195 241V242H193L194 244H195V246H194V244L192 243V244H190V246H193V248H190L191 250L193 249V252L194 251H196V254H194V253H191V251H190V249H188L190 246H189V243H188V246H187V242L184 240V239H180L179 237H182V236H184ZM216 236V237H215ZM222 236V237H221ZM136 237V238H135ZM138 237H139V239H138ZM144 237H146V238H144ZM167 237V238H166ZM218 237H220V239L218 238ZM142 238V239H141ZM215 238H217V239H215ZM148 241H147V240ZM151 239V240H150ZM169 239H171V240H173V241H171V240H169ZM187 239V240H188ZM196 239V240H195ZM213 241H212V240ZM223 239H224V243H223ZM152 240H154V241H152ZM167 240H168V242H167ZM181 240V241H180ZM182 240H183V242H182ZM215 240H218L217 242L215 241ZM160 241V242H159ZM163 241V242H162ZM164 241H166V242H164ZM190 241V240H189ZM198 241V243H200ZM211 241V242H210ZM152 242H154L153 244H152ZM172 242V243H171ZM173 242H175V243H173ZM185 242V243H184ZM210 242V243H209ZM214 242V247H213V245H212V243ZM146 243V244H145ZM157 243H159V244H157ZM163 243V244H162ZM167 245H166V244ZM215 243H216V246H215ZM219 243L221 244V245H219ZM170 244V245H169ZM176 244V245H175ZM178 244H179V246H178ZM181 244H183V245H181ZM186 244V245H185ZM222 244H224V245H222ZM126 246V244H123V246ZM151 245H154V246H151ZM164 245H165V247H164ZM184 245L185 246H187V249L184 247ZM205 245V244H204ZM141 246V247H140ZM159 246H160V248H159ZM169 246V247H168ZM173 246V247H172ZM175 246V247H174ZM202 246V244L200 243V246L199 247H201ZM213 247V248H215L216 249V247L218 248L215 252H214V250H213V248H211V247ZM219 246H221V249H222V251L223 250H226V251H224V252H222V251H220L221 249H220V247ZM223 246V247H222ZM127 247V246H126ZM135 247V248H134ZM172 247V248H171ZM148 248V249H147ZM154 248V249H153ZM167 248H169V250H170V248H171V251H169L168 252V249ZM177 248H178V250H180V252L181 251H183L184 249H185V251H187L186 253L183 251L181 254H179L180 252L177 250ZM126 249V248H125ZM124 249V250H125ZM141 249V250H140ZM196 249V250H195ZM203 250V251H204ZM213 252H212V251ZM147 251V252H146ZM176 251V252H175ZM179 253H178V252ZM133 252V251H132ZM140 252V253H139ZM143 252L144 253H146V254H143ZM172 252H175V253H172ZM223 254H221V253ZM139 253V254H138ZM142 253V254H141ZM165 253H166V255H165ZM188 253H190V257L192 258V259H190V260H192V262H190L188 259L190 258L189 257V254ZM202 253L203 252H201V254L198 256L197 255V257H199V260H201L200 259V257H201V255H202ZM207 253H211L212 254V256L210 255L209 256V254H207ZM171 254V255H170ZM205 254V253H204ZM217 254H219V255H217ZM140 255H142V256H140ZM176 255V256H175ZM184 256L183 258L186 260L185 261V263L183 262L184 260H182V258L180 257V256ZM188 255V256H187ZM192 255H193V257H192ZM215 256V258H214V256ZM221 255H222V257H221ZM228 255V254H227ZM178 256V257H177ZM133 257H135V258H133ZM141 257V258H140ZM196 257V256H195ZM211 257H213V258H211ZM137 258V259H136ZM144 258V259H143ZM168 258V259H167ZM220 258V259H219ZM227 259H228V256L226 257ZM123 259V260H124ZM146 259V260H145ZM196 259V258H195ZM211 259V260H210ZM216 259V260H215ZM218 259V260H217ZM136 260V261H135ZM175 260H176V262H175ZM197 261V262H200V261ZM124 261V264H126V262ZM134 261H135V263H134ZM219 261V262H218ZM169 262V263H168ZM179 262V263H178ZM187 262V263H186ZM197 262H195V263H197ZM209 262V263H208ZM218 262V263H217ZM223 262V261H222ZM180 263V264H181ZM201 263V262H200ZM200 263H198V264H200ZM227 263V262H226Z\"/></svg>", "mask_w": 264, "mask_h": 264}, {"label": "built area", "instance_id": "obj_3", "mask_svg": "<svg viewBox=\"0 0 264 264\" xmlns=\"http://www.w3.org/2000/svg\"><path fill=\"white\" fill-rule=\"evenodd\" d=\"M178 93H179V88L176 87V86H171V87L168 89V95H169L171 98H177ZM154 98H155V95H151V96H150V99H151V100H154Z\"/></svg>", "mask_w": 264, "mask_h": 264}]
</instances>
